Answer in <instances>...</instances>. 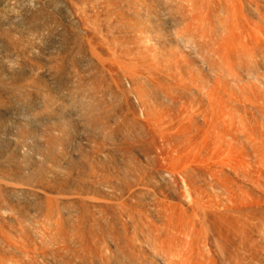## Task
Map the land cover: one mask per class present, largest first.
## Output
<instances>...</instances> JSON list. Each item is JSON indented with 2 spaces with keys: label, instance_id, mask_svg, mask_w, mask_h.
<instances>
[{
  "label": "bare ground",
  "instance_id": "obj_1",
  "mask_svg": "<svg viewBox=\"0 0 264 264\" xmlns=\"http://www.w3.org/2000/svg\"><path fill=\"white\" fill-rule=\"evenodd\" d=\"M8 1H10L9 2L10 4L8 3ZM79 1L81 3L83 1V3H85L86 7L84 5H82L83 4L82 3V4H80V6H82V7L79 6V8L76 9V11H75V7H76L75 5H77V4L79 5V3L76 4L75 0H0V27H1L0 30H2V28H4L1 25L5 19V15H7L8 7L13 6L14 8H16L15 9L16 11L14 10V13L15 12H17V14L22 13V15L24 14L25 16L31 18L30 21H32V19L35 20L36 15H39V14L41 15V13H44V14L47 13L46 14V16H47L48 13L51 12L52 13L51 16H56L54 18L58 19V22H55L54 24H57V26H58V24L61 23L60 25H61V27H63L65 29V32L68 31L67 32L68 35L66 34L68 37L65 35L64 38L67 37V39H68L69 35H70V37L74 41L73 45H75V44L78 45L77 43L82 42L81 45L80 44L78 45L79 48L77 46L78 50H75L76 46H74V48H69L71 45L67 46V44L69 45V42L67 43V41H65L67 43L66 44L64 42L66 44V45L64 44L65 50L63 49V47H61L62 49L58 48L61 51H58L56 53H54L55 51H53V53H52L53 56L55 55L56 59L59 61V62H55L54 64L53 63L50 64L52 60L48 61L49 59H52L51 57L48 58L47 56L44 55L48 59L47 60L48 64L46 65L48 67L45 66V63L47 62L46 60H45L46 62L43 64V66H45V67L41 66L43 62L39 61L38 56L42 54L44 47H42L43 50H41V52H40L38 50V46L37 47L35 46L36 42H34V43L33 42L28 43L27 42L28 44L24 46V44L23 45L22 44H16L15 42H13L11 40L12 42H9L7 44V46L10 47V51L12 52V54L13 55L15 54L14 57L18 56L24 60V56L28 55V57H31V60H32V58L36 57L38 59L37 61L42 62V63L40 65V63H38V62H37L38 64L36 63V60H34L35 62L32 63L33 61L31 62V60H29V62H28V59H26L27 62L26 61H24V62H26L27 64L28 63L30 64V65H26V66H28L26 68V71H24V72L19 71V69L21 70V68L18 67L19 68L18 69L16 67L15 70L11 72L10 76L7 77L11 81V83L7 85V87H9V91H4V90L0 91V108H2L0 111L4 110L5 109L4 107H6V105H8L7 103L5 105L7 95H8V97H10V95H12V98L14 96V98H15L14 103L16 105L19 103L18 104V106H19L20 102H21L23 104L21 106H24V103H28V102L25 101L23 103L21 101V99H20V101L17 100V99H19V97L22 96L21 94L25 93L26 90H27V93L29 92L28 94H30L31 91H34L36 89H38V90L42 89L41 90L42 96H40L41 94L38 95V93H35L38 91L37 90L33 93H34V95L37 94L38 96L35 95L36 96L35 97L33 95L32 97L33 98L35 97L36 101H40L41 98H40V100H38L37 98L42 97L44 102H46L47 105L45 104L46 106L45 105L42 106V107H44V108H42V111L44 109V112H47L49 117H46L47 113H45L46 115L44 113H42L40 115H42L43 117H46L45 120H47V123L50 121V119L48 120V118H51V121H50V125H47V123L45 125V123H44L45 126H47V127L49 126L47 130L45 128V131L43 133H38L39 130L37 132V130L34 129L35 127L32 128L29 126V123H27L28 126H24V123L27 120H29L28 119L29 117L28 118L25 117L26 116L25 111H27V110H24L25 113H23V111H22V113L24 115L20 114L22 116L20 118H23V116L26 118L25 122H23V123L21 122L24 127L21 128V130H19L20 127L18 128L19 132H17V134L19 133V135L14 138V141L12 140L13 142L5 143L4 145H2L0 147V200H1V198L3 199V200H1L0 203H3L4 205L6 204L5 208L7 207L6 209L11 211L10 213H12V212L13 213L14 212L19 213L18 211H21V214H23L22 212H25L27 210L29 212L30 211L29 209H32V208H34V210H31V211L34 212V211H36V208H37L38 210L45 209V211H47L46 215H48V213H50L49 216H54V214H55L54 211H56V214H59V212H57V210H59L61 213H63V219L62 220L67 221V219H65V218H67L66 214L63 211V208H65L66 206H69L71 208V206H75L76 204L78 205V203L81 202L79 204V207L77 205L75 206V207H77L75 209L76 210L75 214L76 215L80 214V216H81L82 215L81 214L82 209H89V207H91V209L92 208L95 209L94 204H99L96 209L99 210V208H100L102 210V213H100L101 211L99 212V215L102 216L103 211L105 210V209L103 210V208L107 207L104 204H106V205H108V203L111 204L114 202L115 198L118 199V197H119V201L117 199H116V201L120 202V200H121L120 204H118V205H121L122 208L119 209L118 207H120V206H118L117 204L115 205L114 203H113V205L111 204V206H113L115 210L113 208H109V206H108L109 210L113 209L114 211H116V209H118L117 211L120 213L118 216L116 214L117 212H115L116 215H114V216L112 213L111 218H112L113 223L116 222L115 218L116 219L119 217L123 218V216L125 215L124 216L125 218L122 220H124V222H126V223L128 222L129 225H133L131 222H133L134 219H133V215L131 213L132 211H130V209L132 210V207H130V206H132V204H133L136 207H138L140 210L139 211L138 209H136V207H133V209L135 208L134 211L137 210L136 212L138 214L136 212H135V214H137L136 217H138L137 218L138 221L139 220L141 221V222L140 221L139 222L143 224L145 231H146V235L143 233H140L141 234V235L139 234L140 236L139 235L137 236L135 233H132L135 235V237L137 236V238H138V241H137L138 243L135 244L136 247L134 246V244H132V243H134V237L132 234H130L128 232L131 236V237H129L130 242L132 240L130 238L133 237V241L131 243L127 240L128 238H127V236H125L126 234H124V235L120 234L123 237L125 236V238H123V237L121 238L122 243H125L123 241L126 240V244H125L124 252H123V256H122L125 264H264V86L255 87V86H253L254 84H252L253 81L251 80L252 83L251 82L250 83L252 85L250 84L249 86H243V87L240 86L235 93L234 92L227 93L226 89L223 88V85L226 84L224 82L227 81L229 83V81L226 80V78H224V76H223L224 71H226L225 74H227V76H229V75L233 76L234 72L239 67V66H236V68L234 67V65L237 63V61H242L245 59L247 60V58L249 60L252 57L251 56L252 52H253L252 55L257 52L255 54V57L252 58L255 61H257L256 56L259 55V52H262L260 54H263L262 56H264V0H262L263 5L260 4L261 0H250L252 3L248 2V5H252V8L250 9L251 10L250 11L251 17L249 19H246V15H245V13H247L246 9H245V13L242 12L243 9L240 10L241 11L240 15H242V13H243L245 18L242 16L240 17V15L238 14L239 11L237 10V5L239 4V0H224L226 2V3L225 2L224 3L228 6V7L226 6V8H228V9H226L227 11L223 10V12H221L223 8L225 9L224 6H221L222 9L220 12L219 11L218 12L220 14L225 12V14H223V16H221L222 14L220 15L218 13L219 15L215 16L216 18L214 16L213 17L215 19H217L219 16L224 18V15H225V18L227 17V23L225 25V23H223V21H222L221 23H223L224 24L223 25V24L218 22V21L224 20L225 18L220 20V17H219L218 18L219 20L218 19L216 20L218 25L221 24L220 27L221 26L222 27L224 26V27H223V29L218 27L220 33L219 32L217 33L218 29H216L215 27H214V29L212 27V29L214 31L217 30L216 33L212 32L213 30L209 31V32H212L213 34L214 33L217 34L218 37L220 36L219 39L221 40L218 43L216 41V46H214L215 40H213V38L210 37V40L212 38V41H213V42H210V47H208L210 49L207 48L209 41L208 42H207V40L205 41V39H207V36L204 38L203 34L206 33V30L208 32V29H206V28L209 26L211 27V25L210 24L204 25L203 27H205L204 29H206V30L203 33L204 29L202 30L200 28H197L196 24H195L196 27L193 26L194 25L193 22H195V23L199 22L198 25L202 23L201 20L195 21L196 20L195 18L198 19L202 15L200 10H199L200 15L195 14L196 11H194V14L199 16V17L194 16V14L192 16L187 11V10H189L188 9L189 7L192 8L194 1L191 2V4H192L191 6L190 5L187 6L188 5L187 2H189V0H186V1L182 0V2L179 1L181 4L178 3V4H180V6L178 4H176V5H178L177 7H179V8H177L175 5L174 6L176 8L175 9L172 6L175 4L176 0H175V2L169 0V1H171V7H172V9H171L169 7H166V5L162 4L163 2H165V4H166V1H163V0L160 1L159 0L158 1L159 4L161 3L164 7L167 8V9L164 8L166 10L165 13L169 12L167 14V17H169L168 19H172V17L177 13V15L174 16V19H177L175 17L178 16V18H179V19H177L178 22H180V25H183L182 28L185 27L186 29L185 28H184L185 30L180 29L177 25L174 27H178L180 29L178 31L184 30V32H185L184 35H186L187 32H188V34H190L189 30H190V32H192L191 30L195 29L194 32H192V33H194V35L192 36L191 35L192 33H191L189 36L190 37L192 36V38L195 39V38H198V36L200 35L201 38L200 37L199 38L202 40H200L199 38L196 40L199 41L201 44L197 42V43H195V45H199V44L203 45V42H201V41H205L204 45L207 42L205 47L204 46L203 47L200 46V47L203 49L205 48V51H206L205 54L206 53L209 54V55L206 54L207 57L209 56L208 57L209 59L204 57V58H206V61H204V58L201 56V54L204 53V50H202V53L200 54L199 53L200 49L199 50L197 49L199 47L195 46L194 47L195 49H193L192 51L193 52L197 51L196 52L197 55L199 53L200 57L203 58L202 59L199 57L200 59H202L201 61L203 63H201V64L203 67H202V69L198 68L199 69L198 70L199 71L198 78L197 79L191 78V79L186 80L184 77L182 79L181 73L180 74L178 73V84H176L175 87H171V88H169V84H171V83L175 84V82L177 81L176 79H173V80H175V82L173 80H171L172 75L169 76L171 78H165V76L163 75V72L161 73L165 79H169V81H173V82L167 81L169 83L167 85L165 83L166 80H163L164 84H161V82H163V81L162 80L159 81L157 78V72H158V70L161 72V69H159V67H157V65L159 63L157 64V62L155 60L158 58H156L157 54L154 55V53L156 51H159L160 49L153 52V57H155V59H153V61L151 59L152 63L150 62V64H147V62L145 61L146 59L145 60H143L144 58L142 59V54L140 55L138 53L139 52L138 50H140L139 49L140 46H144V49H147V51L146 50H144V51L148 53L149 47H150L149 50L155 48L156 43H158V41L157 42L155 41V38L157 37V34H159V33H160L159 35L168 39V41L172 44V47L178 49V47L180 45L178 46L177 38L178 37L179 38L184 37V35L182 37L183 31L178 33V31L175 32V31H173L175 29H172V32H174V33L173 34L169 33L171 31H168L169 29H166L167 28V27H165L166 25L159 29L158 28L159 27L158 21H156V19H159V17L156 18V16H155L157 9L154 10L155 8L152 9V5H150V6L147 5L148 2H147V4H146V2H144L146 0H142L144 3L140 2V0H138L137 1L138 4H136L137 7L133 3L134 0L133 1L131 0V3L128 2V3H130L129 5L127 4L126 0H120L123 3L126 2L127 8H129V6L132 4V8L136 7L135 9H137L138 5L141 3H143L144 5L146 4L147 6H149L148 8H150L149 10L147 9V11H146L145 8L147 6H145V8L143 9L146 11L145 16H147V18H149V19H146V21L149 20L148 25L146 26V28L143 29L144 35L146 37L145 39H146V45L147 46H145V44L140 45L141 42L137 41V39H135L136 44L134 42H132L133 45L135 44V46H133L131 44L130 48H132V50L131 49L129 50L127 48V47H129L127 45V44H129V42L128 41L126 42L127 37H129V41H131L130 39L133 35H134L133 37H135V38L137 37V36H135L137 31H136V33H133V31H132V29L137 30V29H134V24L132 22H129V24L130 23L133 24V25H130V28H128V29H131V31H132V35L130 34L131 37H130V35L127 36V34L131 33V31L125 29L129 32V33L125 34L127 37L126 36L124 37V35H123V37H124L123 38L122 35L120 34L123 39H119L120 38V35H119V38H118L119 40H117V38L115 37L116 34L118 35V33L116 32L117 31L116 29L119 26H117V28L115 26L116 29L115 28L112 29V26L110 27V25L114 26V24L116 23L115 19H118V21H119V22L117 21V24L121 23L122 21H125L124 19H126V18H124L123 15L122 16L120 15L122 18H124L123 20L120 17H119L120 19L117 17L113 18L116 16V14H123V13H121L122 11L119 13L117 12L115 14V16H113L114 14L112 15L113 16L112 18L114 21L111 18V21L113 22V24H110L111 21H107V18L111 17V15H109L108 12L111 11L110 8L113 9L114 5L107 6L108 7L107 10L103 9L105 6L101 8V6H103L101 4L104 2L107 4L109 2V0H107V1H105V0L99 1L98 0L101 3L97 2L98 3L97 5L95 3L96 0L95 1L92 0L95 3L94 6H98L97 10H95L96 7H93V8L91 7L93 5H90L91 8L89 7L88 3L90 2V4H92L93 3L92 1H85V0H79ZM111 1H115V0H110V3L112 4L113 2H111ZM116 1H118V0H116ZM120 1H119V3H120L121 7L118 4L117 5V6H119L118 8H122V6H123V4L121 5ZM127 1H129V0H127ZM205 1L200 0V2H201V4L199 3L200 5H198L199 1L195 2V4L196 3L197 4L194 5L193 8H195V10L199 9V8L196 9L198 6L202 8V6L204 5V3L202 5V2H205ZM77 2H78V0H77ZM152 2L157 3V1H154V0ZM177 2H178V0H177ZM245 2L246 1H244V4H245ZM167 3H168V1H167ZM172 3H173V5H172ZM184 3H186L187 5L184 6L185 5ZM208 3H209V0H208ZM240 3H243V0ZM54 4L56 6H54ZM99 4L101 6H99ZM114 4H115V2H114ZM116 4H117V2H116ZM133 4H134V6H133ZM159 4H157V5L159 6ZM161 4H160V8H162ZM141 5H139L140 10H142L141 8H143L142 7L143 5L142 6ZM240 5H242V4H240ZM117 6L115 7L116 9H118ZM242 6H240V9L242 8ZM87 7L89 9H93L95 11L93 12V10H92L91 11L92 13H90V11L88 10ZM107 7H105V8H107ZM155 7H157V6H155ZM14 8H11V9L13 10ZM98 8H101V9L98 10ZM115 8H114V11L112 10L109 13L112 14V12L113 13L116 12L117 10H115ZM124 8H125V6H124ZM127 8L125 9V12L129 11V10H127ZM132 8L130 9L131 12H129V14L132 13L133 11H135L133 13L136 14L139 11L138 9L132 10ZM160 8L157 11L161 12L160 17H163L165 14H164V12L162 13V10ZM191 8H190V10H191ZM193 8H192V10H194ZM205 8L206 7H203L204 10H205ZM219 8H218V10H219ZM164 9H163V11H164ZM174 9H175V11H178V12H175ZM101 10L105 11V12L109 10L107 12V15L105 14L106 18L103 17L104 15L103 16L102 15L96 16V14H94L96 11L98 12ZM172 10L174 11L175 14L172 13L173 12ZM216 10L214 11L215 13L217 12ZM205 11H204V14H205ZM9 12H10V10H9ZM75 12L77 15L79 14L78 16H81V17H79V22H81L80 20L82 19V17H84V18L90 20V23L86 19L84 20L85 22L87 21V23H89L88 25L92 24L95 26V20H93L94 22L92 21V19L95 18L97 20L96 23L98 25L100 23L99 22L100 20L103 21V23L101 22V24L103 25V28L105 30L108 27H110L109 30L111 29L110 30L111 32H113L115 30L114 32L116 34L115 35L112 34V35L114 36L116 41H118L120 43L122 40H124V42L122 41L123 45H124V43H127L126 44L127 47L125 48V51H124L125 53L121 52V51H123V48L125 47L121 44L122 42L119 45L121 48L123 47L122 49L120 47L119 48L117 47L119 43L117 44V43H115V41H114V43L116 45L114 43L113 44L116 47L114 45H113L114 47L110 46L109 43H111V41L107 37L108 33H110V32H108V29L106 30L107 32L104 35V34H102V32H103L102 27L97 26V24H96V26L98 27V29H97L95 26V30H97L96 32L99 33L98 30H100V29L102 30V32H100L102 35L99 33V35H100V37H98V38H100V40H99L97 37H94V36H96V34L95 35L93 34L94 31H92V28H90V29H91V32L94 36L92 34H91V36H89L90 35L88 32V31H90L89 27L92 25L86 26L85 24H87V23H83L85 25V27H84L82 25V23H80L85 29L88 27L87 32L89 35L84 34V31H82L84 29L83 27L79 29L80 25L78 26V24H77L76 25L77 27L75 26L76 21H78L75 18V16L78 18V16L75 14ZM170 12L173 15H171ZM226 12L227 13L229 12V15L226 14ZM51 13H49V15ZM197 13H198V11H197ZM129 14H126V15H129ZM162 14H163V16H162ZM188 14L191 15L193 17V19H192V17L190 18V16H188ZM247 14L250 15L249 12ZM89 15H94V16L90 17ZM126 15H125V17H126ZM140 15H142L141 17L143 18L144 14H140ZM158 15H159V13L157 14V16ZM249 15H248V17H249ZM20 16H21V14H20ZM51 16H50V18H51ZM98 16H100V18L102 16L103 18L99 19ZM202 16L204 17V15H202ZM39 17L41 18L42 16H38L36 18L38 19ZM135 17H139V16L136 15ZM24 18L28 20V18H26V17H24ZM46 18H47L46 20H48V19L50 20V18L48 16ZM165 18H166V16H165ZM165 18L163 17V19H165ZM189 18L191 20H193L191 22H192V24H193L192 26L194 28L191 25L188 26L191 23ZM20 19L21 18H19V20ZM39 19H38V21H39ZM44 19L45 18L42 19L43 22H44ZM103 19H106L105 20L106 23L110 22L109 25H106V28H105V23H104ZM128 19H129V17H128ZM134 19H136V18H134ZM199 19H201V17ZM51 20L54 21L55 19L53 20L51 18ZM51 20H50V22H51ZM177 20H172V22L173 21L175 22ZM187 20H189V21L186 24ZM202 20L204 21V18ZM205 20H206V14H205ZM30 21H27L30 24L29 25L27 23L28 26H31L33 24V22H31L32 23L31 24ZM38 21H36V22H38ZM126 21H131V19L130 20L126 19ZM79 22H77V23H79ZM162 22H164V20ZM169 22H171V21H169ZM169 22H168V24L172 23V22L171 23H169ZM4 23H6V21ZM40 23L41 22H38V25ZM123 23H122L123 26L121 25L120 27L121 28L123 27V29L127 28L129 24L126 25L127 27H124L125 23L124 24ZM126 23H128V22H126ZM217 23H215V24H217ZM38 25L35 26V22H34V24L32 26L33 27L35 26L34 27L35 30L42 28L41 25H40L41 26L40 28ZM173 25H175V24L173 23ZM94 26H92V27L94 28ZM142 26H141V29H142ZM61 27L59 26L60 29H62ZM75 27L77 29V32H78V30L79 31L81 30L83 32L82 33L83 35L78 32L80 35H82L81 37L79 34H77L81 38L79 40L81 42L75 43L76 42L75 41V36H76ZM120 27H119V29H121ZM188 27H190V29ZM216 27H217V25H216ZM34 28H32V29H34ZM136 28L139 29V27H137V26H136ZM64 29H62V31ZM123 29L120 30V32L123 31ZM198 29H200V30H198ZM220 29L223 33L222 38H221L222 35H219V34H221ZM195 31H196V33L197 32L199 33L198 36L196 35ZM2 32H3V30H2ZM125 32L126 31H123V33H125ZM140 32H141V30L138 31V33H140ZM201 32L203 33L202 35H201ZM103 33H105V31ZM138 33H137V35H138ZM210 34L211 33H209L208 35L210 36ZM0 35H1V33H0ZM140 36L141 35L138 36V39L140 38ZM142 36H143V34H142ZM176 36H178V37L176 38ZM194 36H197V37H194ZM217 36L216 37L214 36V37L218 38ZM106 37H107V39H109V43H108V40L105 39ZM109 37H112V36H109ZM95 38H97V39H95ZM141 38H143V37H141ZM173 38L175 40H173ZM184 38L183 39L186 40V38H188V36L186 35V37H184ZM72 39H70V40L68 39V40L72 41ZM183 39H182V41H180L181 43H184ZM219 39H216V40H219ZM64 40H66V39H64ZM113 40L114 39L112 37V42H113ZM189 40H190V42H191V40L193 41V39L188 38L187 39L188 43H189ZM137 42H139L138 45H140V46L137 45ZM193 42H195V41H193ZM142 43H143V41H142ZM211 43H213V44H211ZM70 44H72V42ZM184 44H182V47L184 46ZM189 44L186 46L189 47ZM37 45H39V43ZM164 45H165V43H164ZM211 45H213V46H211ZM131 46H133V47L138 46V48L135 49ZM111 47H113V50L110 49ZM145 47H147V48H145ZM169 47H171V46H169ZM114 48H117V49H114ZM119 49L121 50L120 53H122V54H120L119 52L117 53V51ZM126 49H128L127 52H126ZM133 49L135 50L136 54L134 53ZM207 49L209 51H207ZM163 50H164V48H163ZM160 51H162V50H160ZM178 51H179V49H178ZM130 52H132V53H130ZM174 52H176V51H174ZM186 52H187V50H186ZM127 53L130 55L134 53L135 55L133 54L132 57L131 56L129 57V55ZM149 53H150V51H149ZM124 54H126V55L124 56ZM248 54L251 57L250 56L247 57ZM30 55H32L34 57H32ZM46 55H50V53L46 54ZM197 55L195 54V56L198 58L199 55L198 56ZM55 56L53 58H55ZM147 56H149V55H147ZM181 56H182V58L185 57L183 55H181ZM262 56H258L257 59L259 57L261 58ZM45 57H41V58L46 59ZM153 57L151 56V58H153ZM163 57H165V56H162V58ZM13 58H12V60H13ZM25 58H27V57H25ZM145 58H148V57H145ZM176 58H177V56H176ZM263 58H261V59H263ZM14 59H16V58H14ZM44 59H43V61H44ZM200 59L198 60L199 63H200ZM149 60H147V61H149ZM159 60L160 59H158L157 61L160 62ZM169 60H171V59H169ZM207 60H208V62H207ZM248 60L246 61L247 63H248ZM254 60H251V61L254 64H256L254 62ZM182 61H184V59ZM251 61H249V66H250V64H252ZM261 61L259 60L257 62H261ZM171 62H173V60ZM174 62H175V60H174ZM196 62H197V60H196ZM263 62H261V63H263ZM12 63H13V61H12ZM162 63H164V62L161 61L160 64H162ZM241 63H242L241 65H244L243 64L244 61ZM49 64H50V66H49ZM145 64H147V65H145ZM164 64H162V66ZM203 64H205V65H203ZM258 65H256V66H258ZM167 66L169 67L171 65L168 64ZM249 66H247V64H246V68ZM256 66L255 65L252 66V67H254V69L253 68H247V70L248 69L249 70L251 69L253 71L255 69L257 70ZM181 67H183V66H181ZM171 68H174V67H171ZM243 68L241 67V69H243ZM246 68H244V69H246ZM262 68L264 69V66ZM2 69H3V67H2ZM12 69H14V67ZM233 69H234V71H233ZM259 69L260 68H258L257 71H259ZM168 70H172V69H168ZM176 70H178V69H176ZM179 70L176 72H179ZM165 71H167V70H165ZM165 71H164V73L166 74L167 72H165ZM238 71H240V73L242 74V71L240 70V68ZM160 72L158 75H160ZM171 72H168V75ZM192 72H193V70H192ZM249 72L255 73L252 71H248V72H246L247 75ZM8 73H10V72H8ZM219 73L220 74L222 73V74L220 75ZM235 73L236 74H234V75H236V76L234 78L237 81V80H239L237 78V71ZM251 73H249V75ZM258 73H260V72H258ZM260 74L262 75V73H260ZM1 75H2V73H0V76ZM189 75H190V72H189ZM176 76H177V74L175 75V77ZM219 76H223L222 78H224L223 85L221 84V81H220L222 78H219ZM230 76H229V78L227 77L229 80L234 79ZM255 76H254V74H252L251 77H253L255 79ZM258 76H259V78L261 77L260 75H258ZM160 77H162V76H160ZM262 77H264V76H262ZM262 77L260 78L261 81L264 80V78L262 80ZM239 78H241V77H239ZM244 78H246V75H244ZM244 78L243 79L241 78L242 79L241 82H244ZM247 78H248L247 80H249V77H247ZM259 78H258V80H259ZM235 80H233V81H235ZM255 80H256V82L258 81L257 79H255ZM230 81H232V80H230ZM238 82L239 81H237V83ZM259 82L260 81H258V83ZM234 83L235 82H233V84ZM204 84L207 85L209 88L205 92H201V95L199 98H197V99L192 98L191 100H189L187 102L188 103L187 105L185 102H184L185 104H182V105L178 103V101H181V100H179L181 98V96H179L180 93L186 92L187 94L191 95L190 97H192L194 95L193 94L194 92L200 93V91H201L200 88H205ZM239 84H241V83L239 82ZM239 84H238V86H239ZM230 85H231L230 87L232 88V84H230ZM234 85L236 87V84H234ZM0 86H2V85H0ZM171 86H173V85H171ZM260 86H261V84H260ZM28 89H32V90L29 91ZM228 89H229V87H228ZM159 90L163 93L164 98L162 96H159V93L162 95V93ZM39 93H40V90H39ZM156 93L158 95L157 96L158 99H161L160 97H162V99H164V101L162 103L158 102L156 95H155ZM174 93L177 94V96L175 95L176 97L174 96ZM186 93H185V95H186ZM28 96H25V97L29 98ZM30 96H31V94H30ZM25 97H24V100L26 99ZM29 99H31V97ZM22 100H23V98H22ZM26 100H28V99H26ZM182 100H184V99H182ZM30 101L33 102V100H29V102ZM36 101H35V104H36ZM9 102H10V99H9ZM31 102L29 104H31ZM44 102H41V104L42 103L44 104ZM177 103L179 104V106L177 105ZM12 104H13V102H12ZM29 104H25V105L28 106ZM35 104L33 105V107L35 106ZM37 104L39 105V103H37ZM37 104H36V107L38 106ZM16 105H14V106H16ZM21 106L19 108H21ZM27 106H25V107L27 108ZM9 107L10 106L8 105V107H7L8 110H9ZM31 107H32V104H31ZM33 107H32V109H33ZM36 107H35V110H36ZM40 107L41 106H38L37 109ZM238 107L241 110V114L243 113V115L240 114L241 117L235 116V114L237 115V112H238L237 108ZM13 109H12V112L15 113V109H18V107L17 108L15 107L14 111H13ZM23 109H24V107L22 108V110ZM29 109H31L30 106H29ZM161 109L165 112L164 114H162L163 113L162 111H159ZM35 110L33 109L30 111H35ZM171 110L175 111V115H176L175 117H173L174 115L170 114ZM17 111H21V109H19ZM30 111H29V113H30ZM5 112H7V110L2 111V113H4V114H5ZM8 112L10 114V111H8ZM8 112H7V114H8ZM36 112L38 113V111L36 110L35 113L32 114L34 118L35 117L38 118V116H35ZM41 112H39V113H41ZM2 113L0 112V120H2L4 117ZM39 113H38V115H39ZM8 115H7V117H8ZM17 115L19 116V113ZM28 115L31 116L30 114H28ZM13 117L14 118L16 117V113ZM8 118H10V116ZM15 119L17 120V118H15ZM16 120H13V124ZM35 120L36 119L30 121L31 122L30 125L33 124L32 122H34ZM43 120L44 119H42V121ZM18 121H20V120L18 119ZM29 121H27V122H29ZM42 121L40 123H42ZM11 123H12V121H11ZM38 123H39V121H38ZM18 124H16V125L19 126L20 124L19 125ZM35 124L40 125L37 123H35ZM8 125H9V123H8ZM1 127H2V125H1ZM14 127H13V129H14ZM37 128H38V126H37ZM42 130H44V129L42 128ZM16 131H17V129H16ZM124 131H127L130 133L128 135L129 138L128 137L127 138L131 140V143H128L129 140H127V138H126V136H127L126 134H128V133L127 132L125 133ZM40 132H41V129H40ZM124 133L126 135L125 138L123 137ZM143 133H145V134H143ZM141 134H143V135H141ZM0 135H1V133H0ZM142 136H143V138H145V140L143 138L141 139ZM1 137L5 138V135L1 136ZM33 137H37V138L43 137L42 139L41 138L40 139L42 141H44L42 143L43 144L45 143V145L44 146L41 145L42 147H40V146L38 147V145L35 146L36 145V143H35V145L28 147L26 143L29 139H32ZM7 138H9V137H7ZM9 139L8 140L11 141V138H9ZM108 140H110V142H109L110 145L114 144V146H111L112 149H110L108 147V143H107ZM37 141H39V140L37 139ZM111 141L114 143H112ZM104 142L107 144V146L105 145ZM1 148L5 149V152H3L1 150ZM115 148H117V149L114 152L113 149H115ZM141 158L143 159L144 164L141 163L142 162ZM125 161L128 163H126ZM85 162L89 163L90 168L95 173L99 172V171H96L95 169L98 167H101L99 169H101L102 174L98 173V177H100V178H98L96 176L97 182H95V184L92 183L93 185L90 184V182H91V180H90V182L88 184H90L91 187L85 188L87 192H84L85 195L91 194L94 197H96V199L95 198H89L88 196L84 199V196H82V195H84V194H82V192H83L82 187H84V186L81 187L79 185V183L82 185L83 183H81V182L84 179H82V180L80 179L81 181L76 179V181H79V182H75V178L80 174L79 172L84 168ZM125 163L128 164V167L124 166ZM88 171H90V170H88ZM91 173H92V171L88 174L90 175ZM88 174H85V175L88 176ZM99 174H101L103 177L99 176ZM80 176H78L77 178L79 179ZM92 176H95L94 173ZM111 178H113L112 184L116 180L115 178L121 179L122 182H120V183L123 184V185L120 184V185H122V188H123V191L121 190L122 194L119 193V194H121V196L118 195V197H114V196H117V194H115L113 192V190L117 189V191H118L119 182L117 181L118 183H115L116 182L115 181L114 183L118 184V186H116L118 188H116V187L113 188L111 186ZM99 179H101V180L99 181ZM50 181H51L52 185L48 186V185H50V183L47 184V182H50ZM84 185L86 186V183ZM77 192H81V194H79ZM80 195L83 198H81ZM103 202H106V203H103ZM100 203H102V205H104V207L103 206L101 207ZM80 205H82V206H80ZM0 207L5 209L4 206H0ZM69 207H67L65 210L67 211V209ZM80 207H83V208H81V212L77 214V212H79L77 209H80ZM84 207H86V208H84ZM123 207L125 210H122ZM72 208H71V211H74V210H72ZM108 208L106 209V211L108 210ZM91 209H89V210L91 211ZM89 210H86V211H88L90 214H92V212H90ZM121 210L124 211V214L122 213L123 216L121 215ZM45 211L43 210L41 212L45 213ZM114 211H112V212H114ZM0 212H2L1 209H0ZM5 212H7V211H5ZM5 212H3L4 214L3 213L2 214L6 215ZM32 212H29V213H32ZM88 212H86V213L89 214ZM51 213H53V215H51ZM93 213H94V211H93ZM25 214H26V217L30 215V214L28 215V213L25 212L23 214V216ZM35 214H37V212ZM95 214H97V212H95ZM95 214H93V215L95 216ZM133 214H134V212H133ZM135 214H134V217H135ZM67 215H68V213H67ZM93 215H92V217H93ZM108 215L109 214H107L106 216H108ZM8 216H11V218L8 217V219H7V217H6L7 221L9 219L12 220L13 215L10 214ZM14 216H13V220L15 219ZM18 216H19V214L18 215L16 214V217H18ZM23 216L18 217V218H20L18 220H21L22 218H26L25 216L24 217ZM41 216H42V214H41ZM45 216L42 217L43 222H44V220L47 222L46 217H48V216H46V217ZM82 216L84 217V215H82ZM115 216H117V217H115ZM36 217H37V215H36ZM39 217H40V215H39ZM58 217H59V215H58ZM60 217L62 218V216H60ZM83 217H82V221L79 217V219H80L79 221H74V223L70 222L72 224L71 227L73 228V226H75L73 224H75V222L77 223L80 221L82 222V223L80 222V224L81 225L83 224V226H80V224H78V223L77 224L79 226L78 225L77 226L79 228L82 227L83 230H84V227H86V226L89 228L92 227V229H93L94 227L91 226L92 224L93 225L96 224L97 227H100V225H99L100 223L98 224L99 226L96 223V220L99 221L98 218H96V220H94L95 222L90 221L91 225L88 226V224H90V223H88V224H84V223H85V221L89 222V219L85 220V217L84 218ZM1 218L3 219V216H1L0 219ZM49 218L55 219L56 215L54 217H49ZM49 218H48V220H51ZM71 218L69 219V221L71 220ZM107 219H108V217H107ZM5 220H4V223L7 222V221L5 222ZM22 220H24V219H22ZM62 220H61V222H62ZM101 220H102V218H101ZM120 220H119V223L123 222ZM9 221H8V223H10V224H11V222H14V221L9 222ZM52 221L55 222V220H51V222ZM138 221H136L137 224H139ZM51 222L48 224L51 225V231H52V228L55 229V227H52ZM99 222H101V221H99ZM102 222L105 223V220H103ZM14 223L17 224L18 221L14 222ZM62 223H64V222H62ZM126 223L123 226H125ZM2 224H3V222H2ZM18 224L21 225V223H18ZM116 224H117V222H116ZM116 224H115V226L113 224V226L116 227ZM63 225H64V227L62 225H59V227L62 226V229L64 230L66 225L65 224H63ZM1 227L2 226L0 223V228ZM48 227L49 226H47V228ZM56 227H58V224ZM97 227H96V229H97ZM41 228H42V226H41ZM82 228H80V229H82ZM1 229H0V233H2V236H3V234H4L3 232H5V231L4 230L2 231ZM14 229L15 228L13 227V230ZM73 229L75 230L76 228H73ZM92 229L90 228V230H92ZM116 229H118V227L115 228V230ZM11 230H12V228H11ZM56 230H60V229L56 228ZM74 230H72V231H74ZM141 230H142V228H141ZM51 231H49V232H51ZM78 231L76 234L77 237L72 232H71L72 233L71 235L74 234L75 236H71L70 234L68 236H71L72 239H73V237H74V239L75 238L77 239L79 236V238L80 237L81 238L80 239L78 238V240L85 242L83 237H87L86 234L79 232V234H83V236H80V235H78ZM52 232L54 233L57 231H52ZM92 232H94V231L92 230ZM133 232H135V231H133ZM57 233L59 234V231ZM114 233H116V235H117V231H114ZM125 233H126V231H125ZM5 234L7 236L10 235L9 233H5ZM58 234H57V237L59 236ZM129 234H128V236H129ZM6 235L3 236L4 237L3 241L7 240L8 242L4 241L5 244L4 245L1 244V246L3 245V248L6 247L5 246L6 244H9L10 240H13L10 238L12 236H9V239H8V237ZM94 235L92 237L93 239L95 237ZM16 236H18V235H16ZM53 236L55 237L56 235H53ZM114 236H115V234H114ZM3 237H0L1 240ZM71 237H69L68 239H70ZM17 238H19V237H17ZM88 238L89 237L86 238L88 243L89 242L91 244L95 243V241H93V239H90V241H89ZM72 239H70V240H72ZM81 239H83V240H81ZM110 239H112V240L114 239L113 241H115V243H117L118 240L120 241L119 236L117 237V239H118L117 242L115 240V237L110 238ZM15 240L16 239H14L13 242L12 241L11 242H12V244L16 243L15 248L18 247L17 248L18 250L14 248V244L11 247L9 244V246H7V247H8V249L10 247L12 250L14 248L16 250L15 255L19 256L20 255L19 254V245L20 246L23 245L24 242L17 244L18 242H21L22 240L20 241V239H19L18 242H16L17 240L16 241ZM91 240L93 243L91 242ZM95 240H97V239L95 238ZM56 241H58V240H56ZM56 241L55 242L52 241V242L56 243ZM67 241H69V240H67ZM80 241H79V243H80ZM87 241L85 243H87ZM103 241L101 240L102 245L104 244ZM2 242H0V243H2ZM61 242H65L63 240V238H62ZM88 243L85 246L91 247V245H89L90 243L89 244ZM96 243L99 244L100 242H96ZM110 243H109V245L111 247H113L111 245L112 243L111 244ZM120 243H121V241H120ZM51 244H53V243H51ZM82 245H83V243H82ZM93 245H94V247H96V244H93ZM120 245L118 246L115 244V246H117V249H120V247H121V249L123 248ZM122 245H124V244H122ZM104 246L106 247V245H104ZM7 247L5 248V250L7 249ZM23 247L26 248V245ZM74 247H76V246H74ZM111 247L110 248L108 247L109 250H111ZM87 248H88L87 250H90L89 247H87ZM95 249L96 248H94L93 250H95ZM0 250L3 251L2 248H0ZM15 250H13V251H15ZM36 250H37V252H36L37 254L35 255L34 252ZM36 250L32 251V249H29V248H26V250H25L23 248L24 252L21 250H20V252H23V253H21L22 255H25L24 253L26 251H27V253H26L27 255H28L29 251L33 252L31 254L29 253L30 254L29 258H28V256L26 257V255L24 257H26L27 259L30 260L29 263H31V261L33 262V260H34V264H36L35 261H37V258L35 260V258H32V257H39L41 255V252H42V251L39 252L40 251L39 249H36ZM45 250H46V252H44V251L43 252H44V254H47L48 253L47 249L45 248ZM93 250H90V251H93ZM106 250L109 251L108 249H106ZM120 250L118 251L119 253H121ZM2 251H1V253H2ZM17 251H18V254H17ZM55 251H57V250H55ZM80 251H81V249H80ZM82 251H83V248H82ZM4 252H6V251H4ZM43 252L41 255L42 257L45 256V255H43ZM53 252H54V250H53ZM53 252H52V254H53ZM118 252H116V253H118ZM57 253H59V250L53 255L52 258H54V256H57L56 255ZM78 253H80V252H78ZM105 253H106V251L104 252V255L107 254V253L106 254ZM116 253H114V255ZM9 254H11V252H9ZM32 254H34L35 256L33 255L30 258V256ZM86 254H88V252H86ZM110 254H111V252H110ZM102 255L103 254L101 253L100 254L101 257L98 256L96 258H98V259L100 258L101 260L103 259L104 261H106L107 259L106 258L104 259L103 257H105V256L103 255V257H102ZM114 255L112 254L111 255L112 257L111 256L109 257V254H108L107 257H108V259L110 258V260H112ZM2 256L3 255L0 256L2 258V259L0 258V264L3 263V262H1L4 259ZM17 256H16V258H18ZM41 256H40V258L43 260V258ZM46 256H49V255L47 254ZM89 257L90 256H88V258ZM40 258H39V260H40ZM6 259H7V257H6ZM48 259H50V258L47 257L45 260L47 261ZM55 259H57V257ZM100 259H99V261H97V260L96 261L100 262L102 264L105 263L103 260H102L103 262H101ZM42 260H40V261H42ZM54 260L51 259V261L53 263H54ZM80 260L84 261L86 259H80ZM113 260L117 261L115 257L113 258ZM113 260L110 262L114 263ZM10 261H11V264L12 263L14 264V262L12 260H10ZM40 261L38 262L39 264H40ZM42 262H45V261L43 260ZM52 262H50V263H52ZM57 262H58V260H57ZM110 262H109V260H107L106 264L107 263L111 264ZM59 263H60V261H59ZM59 263H57V264H59ZM88 263H89V261H88ZM119 263H120L119 261H118V263L115 262V264H119ZM47 264H48V262H47ZM85 264H86V262H85Z\"/></svg>",
  "mask_w": 264,
  "mask_h": 264
},
{
  "label": "rangeland",
  "instance_id": "obj_2",
  "mask_svg": "<svg viewBox=\"0 0 264 264\" xmlns=\"http://www.w3.org/2000/svg\"><path fill=\"white\" fill-rule=\"evenodd\" d=\"M75 1H76V4L79 3V5H78V4L75 5V6H76V7H75V11H76V9L79 8L80 4H82L83 1H82V3H81L79 0H78V2H77V0H75ZM85 1H92V0H85ZM85 1H84V2H85ZM94 1H95V0H94ZM94 1H92V2H93L92 4H90V2H89V3L87 2V3H88V5H89V7H90V5H93V6H91V7H92V8H93V7H96V9H95V8H94V9L97 10V7H98V6H94V4L96 3V5H97L98 3H101V2H99V1H101V0H99V1L96 0L95 3H94ZM105 1H107V0H105ZM119 1H120V0H118V1H116V0H115V1H111V2H113V3L111 4V3H110V0H109V2H108L109 4H108V3L106 4V3L104 2L105 4H104V3L101 4V5H103V6H101L100 4H99V6H101V8H102V7H104V6L107 7V6H110V5H114V7L112 6L113 9L110 8L111 11H112V10L114 11V8H115L118 4H119V6H120ZM132 1H133V0H132ZM137 1H138V0H134V1H133V3L135 4L136 7H137L136 4H138ZM152 1H153V0H150V1H149V0H146V1H144V2H146V4H147V2H148L147 5H149V6L152 5V9L155 8L154 10H156V9L159 10V8H160V4H161V3L159 4V2H158L159 0H154V1H157V3L155 2L156 4L153 3ZM160 1H161V0H160ZM163 1H166V4H165V2H163ZM163 1H162V2H163L162 4H163V5H166V7H169V8H171V9H172V7H174L176 4L180 3L179 1L182 2V0H178V2H177V0H176V2H175V0H171V1H174V2H175L174 5H173V3H172L173 6L171 7V1H169V0H163ZM167 1H168L169 4L167 3ZM185 1H186V0H185ZM192 1H194L192 8L194 7V5L197 4V3L195 4V2H198V1H199V2H198V5L201 4L200 0H189V2H187L188 5H187L186 3H184V4H185L184 6H186V5H187V6H189V5L191 6V5H192V4H191ZM202 1H205V0H202ZM241 1H242V0H239V4L237 5V10L239 11L238 14L240 15V13H241L240 10H242V9H243L242 12L245 13V9H246V12H247V13H248V12L250 13V15L247 14V13H245V15H246V19H249V18L251 17V12H250L251 10H250V9L252 8V5H248V2H250V3H252V2H251L250 0H248V1H247V0H243V3H240ZM244 1H246V2H245V4L247 3L246 5L244 4ZM9 2H10V1H8V3H9ZM97 2H98V3H97ZM114 2H115V4H116V2H117V4L115 5ZM120 2H121V1H120ZM124 2H125V1H124ZM126 2H127V4L129 5V4L131 3V0H129V1L126 0ZM126 2H125V3L121 2V5L123 4L122 8H118L119 6H117L118 9L115 8V10H117V11L114 12V13L112 12V14L109 13V12H111V11H109V10H108L109 12H108V11H106V12H105V11H102L103 9H106V10H107L108 7H107V8L104 7V8L101 10L104 14H103L101 11H98V12L96 11V12L94 13V14H96V16H97V15H102V16L104 15L103 17L106 18V15H107V12H108V14L111 15V17H109L110 19L107 18V21H111V18H112L113 16H115V14H116L117 12L119 13V12L122 11L121 13H123V14H116V16L113 17V18H116V17L119 18V17H120L122 20H123L124 18H126L127 20H130V19H131V21H126V19H124V20H125L126 22H128V23H126L125 21H122V22L120 21L121 23H118V24H117L118 19H115L116 23L114 22V23H115L114 26H113V25H110V27L112 26V29L115 28V26H116V28H117V26L120 27V26L122 25L123 22L125 23V24L123 23V24H124V27H127L126 25H128L129 22H132V23L134 24V29H137V30H133V29H132L133 33H136V31H137V33H138V31L141 30V32L138 33V35H137V33L135 34V36H137V37L135 38V37H133L134 35L131 37V35H132V31H131V29H128V28H130V25H133V24H131V23L128 25L127 28H124V29H123V27H122V28L120 27L121 29H119V27H118L117 29L115 28V29L117 30L116 32L118 33V35L114 32L115 30H114L113 32H111V31H110L111 29L109 30L110 27H108L107 29H108V32H110V33H108L107 37L110 39V41H111L112 44L109 43V39H107V37H106L105 39L108 40V43L110 44V46H113L115 43H117V44L119 43L118 41H116V39L114 38L113 35L116 34L118 37H117L116 35H115V37L117 38V40H119V39H123V38L126 36L125 34L129 33L127 30H130V31H131V33L127 34V36H129V35L131 34V35H130V37H131L130 40H131V41H129V37L126 36L127 39H128V40H127V39L125 38V39H126V42L128 41L129 44L124 43V45H123L124 40H122L123 42L120 40V41L122 42V43H121V42H120V43H121L123 46H125V47H124V48L122 47V48H123V51H121V50L119 49V50L117 51V53H118V52L120 53V51L123 52V53H125L124 51H125V48L127 47V45L129 46V47H127V48H128L129 50H130V49L132 50V48H130V45H131V44L133 45L132 42H134V43L136 42L135 39H137V41H140L141 43H142V41H143V43H142V44L140 43V45L145 44V46H147V45H146V39H145L146 37H145V35H144L143 29L146 28V26L148 25V21H149V20L146 21V19H149V18H147V16H145V15H146L145 12L147 11V9L149 10L150 8H148L149 6H147L146 4L144 5V4H143L144 2H143L142 0H140V2H143V3H141L143 6H142L141 4H139V5H141V6L143 7V8H141V9L143 10V9L145 8V6H147V7L145 8L146 11L143 10V11H144V12H143L142 10H140V9H139V5H138V8H137V9H138L139 11H138V12L136 11V12H137L136 14H134L133 12H135V11H133L132 13H133L134 15H133L132 13H130V14H131V15H130L129 12H131L130 9L132 8V4L129 6V8H127V6H126V5H127ZM128 2H130V3H128ZM217 2H218V3H217ZM224 2H225L224 0H220V1H219V0H209V3H208V0H206L205 2H202V5H203V3H204V5L202 6V8L199 7V6L197 5L198 7H197L196 9L199 8L198 10H195V8H193L194 10H192L191 7H189V8L187 7L189 10L186 9V10L188 11V13H190L192 16H193V14H194V11H196L195 14H199V15H200L199 10H200V12L202 13V15H204V17L201 15V16H200L201 19H199L200 17L194 14V16L199 17L198 19L195 18L196 20H195V19H194V20H195V21H197V20L200 21V20H201L202 23L198 25L199 22H198V23H197V22H196V23L193 22V24H194V25H193L192 22H191V21H193V20L190 19L192 16L188 14V16H190L189 20H190V22H191L188 26H190V25L192 26V25H193L194 27H196V25H197V28H200V29L203 30V29L205 28V27H203L204 25H206V24H207V25H209V24L211 25V27L209 26V27L206 28V29H208V32H207L206 29L203 30V33H204L205 30H206V33L203 34V33L201 32V35L203 34V37H204V38L207 36V39H205V41H206V40H207V42L209 41L207 48L210 47V42H213V41H212V38H213V40H215V42H214L215 45H214V46H216V41H217V43L221 41V40L219 39L220 36L218 37L217 34H215L217 30L214 31L213 29H214V27H215L216 29H218V27H220L221 24L225 23V25H226V23H227V17L225 18V15H224V18H225V19L221 17V16H223V14H225V12H224V13H221L222 15L219 13V12L221 11V9H222L221 6H224V7H225V9L223 8L221 12H223V10L228 9V8H226V6H227V5L225 4L226 2H225V3H224ZM149 3H150V4H149ZM199 3H200V4H199ZM9 4H10V3H9ZM124 4H125V5H124ZM134 4H133V6H134ZM157 4H159V6H158ZM162 4H161V7H162V8H160V9L162 10V13L164 12L165 15L163 16V14H162V16H163L164 18H165V16H166V18H165L166 20L163 19V17H160V16H161V12H159V11L156 10V14H155V16H156V18L159 17V19H156L155 17H154V18L156 19V21H158V25H159L158 28L160 29V28H162V27H164V26L166 25V26H165V27H167L166 29H169L168 31H171V32H169V33H172V34L174 33V32H172V29H175V30H173V31H175V32L178 31V30H180V29H184L185 27L182 28L183 25H180V22H178V20H177V19H179L178 16L175 17V18H177V19H174V16L177 15V13H176V14L174 13V11H175L176 8L174 7V8H175L174 11H173V10H172L173 12L171 11V12H172L173 14H175V15L172 17L171 15H173V14H171V12H170V14H171L170 16L172 17V19H168L169 17H167V14H168L169 12H166V13H165V11H166L165 9H167V8L164 7ZM167 4H168L169 6H168ZM180 4H181V3H180ZM180 4H178V5L180 6ZM240 4H242L243 6L240 5ZM260 4H262V0H261ZM82 5L85 6V3H83ZM86 5H87V4H86ZM88 5H87V6H88ZM178 5H176V7H177ZM262 5H263V4H262ZM54 6H56V5L54 4ZM77 6H78V7H77ZM84 6H83V7H84ZM124 6H125V8H124ZM141 6H140V7H141ZM155 6H157V7H155ZM240 6H242L241 9H240ZM80 7H82V6H80ZM85 7H86V6H85ZM91 7H90V8H91ZM120 7H121V6H120ZM130 7H131V8H130ZM136 7H135V8H136ZM203 7H206V8H205L206 11L203 9ZM219 7H220V8H219ZM227 7H228V6H227ZM243 7H244V8H243ZM11 8H14V7H13V6H12V7H10V6L8 7L7 15H5V19H4V21L2 22V25H1V26L4 27V28H2L3 32H2V30H0V33H1V35H0V69H1V70H0V73H2V75H3V76H2V75L0 76V85H2V86H0V91H1V90L9 91V87H7V85L10 84L11 81H10V79H8L7 77L10 76L11 72L14 71L16 67H17V68H18V67L21 68V70L18 68L19 71H22V72L26 71V68L28 67V66H26V65H30L29 63H28V64L26 63V62H27L26 59H28V62H29V60H31V57H28V55H27V56H24V60H23L21 57H18V56H17L18 58H17V57H14L15 54L13 55L12 52L10 51V47L7 46V44H8L9 42H12V41H13V42H15L16 44H22V45L24 44V46L27 45L29 42H33V43L36 42V43H35V46H36V47L38 46V50H39L40 52H41V50L44 49V50H43L44 52L42 51V54H41L42 56H41V55L38 56L39 61H42L43 63L37 61L38 59H37L36 57L30 55V56L34 57V58H32L31 62L33 61L32 63H34V62H35L34 60H36V63L38 62V63H40V65H41V63H42L41 66H43V64L48 60L45 56H47L48 58H49V57L52 58V59H49V60H48V61L52 60L50 64H52V63L54 64L55 62H59V61L56 59V56H55V55H54L55 58H53L54 56H53L52 53H53V51H55L54 53H56V52H58V51H61V50H60V49H62L61 47H63V49H64L65 45H66L68 42H69V45L67 44V46H70V45H71L69 48H74V46H76V48H77V46H78L79 44L81 45L82 42L79 41V40L81 39L80 37L83 35V34H82V33H83L82 31H84V34H86V35H89V34H90L89 36H91L92 32H91V29H90V28H92V31H94L93 34H94V35L96 34V36H94L93 34H92V35H93L94 37H97V38L100 37L99 33L102 32V30H103V32L105 31V33L102 32V34H104V35H105L106 32H107V31H106L107 29L105 30V29L103 28V25L101 24V22L103 23V21L100 20V21H99L100 23L98 22V23H99V25H98V24L96 23L97 20H96L94 17H93L94 19H92V21L95 20V26H96V24H97V26H101V27H102V30H101V29H100L101 31L98 30V31H99V33H98V32H96L97 30H95V26H94V25L90 24V25L94 26V28H93L92 26L88 25V24L90 23V20H88V19L82 17L83 20L80 18V19H81V20H80L81 22H79V17H81V16H78L79 14L77 15L76 12H75V14L78 16V18L75 16V18L78 20V21H76L75 26H76L77 24H78V26L80 25V27H79V29H80V28H82L83 26L85 27V25H86V26L88 25V26H90V27H89L90 31L87 30L88 27H87L86 29L83 27L85 30H84V29H83L82 31L80 30L81 32L78 30V32H79L80 34H82V35H80V34L77 32V29H76L77 26H76V27H75V31H76L77 33L75 32V34H76V36H77L79 39L75 36V41H76L75 43H77V42H81V43H77L78 45H76V44L73 45V42H74L73 39L70 37V35H69V38H68V39H69V40L72 39V41H69V40L67 39V37H68V36H67V35H68L67 32H68V31L65 32V29H64L63 27H61V25H60L61 23H59L58 26H57V24H54L55 22H58V19H57V18H54V17H56V16H51V15H52L51 12H49V13H51V14L49 15V13H48L47 16H48L49 18H50V16H51V18H52L53 20H54V19H55V20L57 19V20H56V21H55V20L52 21L51 18H50V20H51V22H50L49 19H48L49 21L46 20V19H47V18H46V17H47V16H46L47 13H45V14H44V13H41V15L39 14V15H36V16H35V20L38 21V19L40 18V17H39V18L37 19L36 17H38V16H42V17L45 18V19H44V22H43V20H42L43 18L41 17L42 19L40 18L38 22H41V23L43 22V23H42V24L40 23V24L38 25V22H36L34 19H32V21H30L31 18L25 16L24 14L22 15V13L17 14V12H15V13L17 14V15H16V14L14 13V10H15L16 8H14L13 10H12ZM87 8H88V7H87ZM101 8H98V10L101 9ZM126 8H127V10H129V11H127L128 13L125 12V9H126ZM135 8H132V10L135 9ZM164 8H165V9H164ZM169 8H168V9H169ZM177 8H179V7H177ZM190 8H191V10H190ZM218 8H219V10H218ZM137 9H135V10H137ZM163 9H164V11H163ZM207 9H208V10H207ZM216 9H217V10H216ZM9 10H10V12H9ZM88 10L90 11V13H92L91 11H92L93 9H89V8H88ZM95 10H93V12H94ZM118 10H119V11H118ZM161 10H160V11H161ZM215 10L217 11L216 13L214 12ZM248 10H249V11H248ZM15 11H16V10H15ZM187 11H186V12H187ZM189 11H190V12H189ZM197 11H198V13H197ZM204 11H205V14H206V20H205V14H204ZM218 11H219V12H218ZM226 11H227V10H226ZM100 12H101V13H100ZM154 12H155V11H154ZM157 12L159 13L158 16H157V14H158ZM175 12H178V11H175ZM78 13H79V12H78ZM88 13H89V12H88ZM99 13H100V14H99ZM125 13H126V14H129V15H126ZM139 13H140V14H144V15H143V18L141 17L142 15H140ZM218 13L221 15V16H219V17H220V20H221V19H224V20H225V21H224V20L218 21L219 23H221V22L223 21V23H221L220 25H218V23H217V21H216L219 17H218L217 19H215V18H216L215 16L219 15ZM20 14H21V16H20ZM42 14H43V15H42ZM105 14H106V15H105ZM113 14H114V15H113ZM124 14L126 15V17H125ZM226 14L229 15V12H228V13L226 12ZM44 15H45L46 17H45ZM112 15H113V16H112ZM118 15H119V16H118ZM120 15H121V16L123 15L124 18H122ZM136 15L139 16V17H135ZM211 15H212V16H211ZM248 15H249V17H248ZM8 16H9V17H8ZM23 16L26 17V18H28V20L25 19ZM89 16L92 17V16H94V15H89ZM102 16H101V18H103ZM131 16H132V17H131ZM168 16H169V15H168ZM213 16H214L215 18H214ZM241 16L245 18V16H244L243 13H242V15H240V17H241ZM98 17H99V19H101L100 16H98ZM128 17H129V19H128ZM130 17H131V18H130ZM140 17H141V18H140ZM211 17H212V18H211ZM19 18H21V19L19 20ZM113 18H112V20H113ZM120 18H119V19H120ZM134 18H136V19H134ZM139 18H140V19H139ZM144 18H145V19H144ZM203 18H204V21H205V22L202 20ZM6 19H7V20H6ZM85 19H86L87 21H89V23H87V21L85 22V21H84ZM89 19H90V18H89ZM97 19H98V18H97ZM108 19H109V20H108ZM192 19H193V17H192ZM26 20H27V21H30V23L33 22V24H34V22H35V26L38 25L39 28L42 26V28H40V29H36V30H35V28H34L35 26L33 27V26H32V25H33L32 23H31V24H32V25H31L32 27H31V26H28L29 23H28ZM33 20H34V21H33ZM41 20H42V21H41ZM103 20H104L105 28H106V25H109L110 22H109V23H106V22H105L106 19H103ZM135 20H136V21H135ZM138 20H139V21H138ZM163 20H164V22H162ZM172 20H177V21H175V22L173 21V22H172ZM189 20L186 21V24H187V22H188ZM218 20H219V19H218ZM5 21H6V23H4ZM7 21H8V22H7ZM25 21H26V22H25ZM83 21H84V22H83ZM113 21H114V20H113ZM142 21H143V22H142ZM156 21H155V22H156ZM159 21H160V22H159ZM167 21H168V22L171 21L172 23H171V22H169V23H171L172 25H173V23H174L175 25L172 26L171 24H168ZM77 22H79V23H77ZM93 22H94V21H93ZM118 22H119V21H118ZM135 22H136V23H135ZM139 22H140V23H139ZM144 22H145V23H144ZM165 22H166V23H165ZM177 22H178L179 24H178ZM27 23H28V24H27ZM80 23H82L83 26H82ZM83 23H87V24L84 25ZM91 23H92V22H91ZM141 23H142V24H141ZM143 23H144V24H143ZM156 23H157V22H156ZM164 23H165V24H164ZM213 23H214V24L217 23V24L214 25ZM4 24H5V25H4ZM93 24H94V23H93ZM110 24H113V22L111 21ZM116 24H117V25H116ZM162 24H163V25H162ZM195 24H196V25H195ZM29 25H30V24H29ZM40 25H41V26H40ZM138 25H139V26H138ZM140 25H141V26L143 25V26H142V29H141V26H140ZM158 25H157V26H158ZM176 25H177L180 29H179L178 27H174V26H176ZM216 25H217V27H216ZM223 25H224V24H223ZM59 26H60L62 29H64V30L62 31V29H60ZM97 26H96V28L98 29ZM122 26H123V25H122ZM136 26L139 27V29L136 28ZM193 26H192V27H193ZM198 26H199V27H198ZM201 26H202L203 28H202ZM28 27H29V28H28ZM30 27H31V28H30ZM131 27H132V26H131ZM171 27H172V28H171ZM173 27H174V28H173ZM192 27H191V28H192ZM194 27H193V28H194ZM212 27H213V29H212ZM223 27H224V26H223ZM223 27L221 26L220 28L223 29ZM32 28H34V29H32ZM99 28H100V27H99ZM132 28H133V27H132ZM188 28L190 29V27H188ZM188 28H187V29H188ZM209 28H210V29H209ZM0 29H1V27H0ZM93 29H94V30H93ZM118 29H119V30H118ZM122 29H123V31H126V32H125V33H123V31L120 32V30H122ZM125 29H127V30H125ZM185 29H186V28H185ZM185 29H184V30H185ZM189 29H188V30H189ZM200 29H198V30H200ZM184 30H181V31H183V33H182V37H183V35L185 34ZM188 30H187V31H188ZM194 30H195V29H194ZM194 30L192 29L191 31L194 32ZM202 30H201V31H202ZM211 30H213L212 32H215V33L213 34L212 32H209V31H211ZM87 31L89 32V34H88ZM118 31H119L120 33H119ZM181 31H178V33L181 32ZM187 31H186V32H187ZM220 31H221V29H220ZM86 32H87V33H86ZM95 32H96V33H95ZM192 32H190V30H189V33H190V34H191ZM218 32H219V29H218L217 33H218ZM2 33H3V34H2ZM122 33H123V34H122ZM195 33H196V31H195ZM209 33H211L210 36L208 35ZM219 33H220V32H219ZM66 34H67V35H66ZM77 34H79L80 37H79V35H77ZM100 34H101V33H100ZM102 34H101V35H102ZM112 34H113V35H112ZM120 34L122 35V37H123V35H124V37L122 38ZM142 34H143V36H142ZM159 34H160V33H159ZM159 34H157V37L155 38V41H156V42L158 41V43H156L155 48H153V49H151V50H149V49H150V47H149V49H148V53H149V51H150L149 54H148L147 52L144 51V50L147 51V49H144V46H140V45H138L139 42H137V45L140 46V48H139L140 50H138V51H139L138 53H139L140 55L142 54V59H143V58H144L143 60L146 59L145 61L147 62V64H150V62L152 63L153 59H155V57H153V52H155V51L158 50V49L162 50V51H160V50H159V51H156V52L154 53V55L157 54L156 58L160 59V60H159L160 62L157 61L158 59L155 60V61L157 62V64L159 63V64L157 65V67H159V69H161V72H160L159 70H158V72H157V78H158V80H159V81H160V80H162V81H163V80H166L165 83H166V85H167V84H169L168 82H173V81L175 82V80H173V79H176V80H177V81H176L177 83L175 82V84H174V83H173V84H172V83L169 84V88H171V87H175V85L178 84V73H179V74L181 73V75H182V79H183V77H184L186 80H187V79H191V78H192V79H197L198 76H199V71H198V70H199L200 68L202 69V67H203L202 64H201V63H203V62H202L201 60H202L204 57H206L207 59H209V58H208L209 56L207 57V55H209V54H207V53H206L207 55L205 54V52H206V51H205V48H204V49L201 48V47H203V46L205 47V45H206L207 42H206L205 45H204V42H205V41H201V42H203V45H200L201 43H200L199 41L196 40V39H198L199 37L201 38L200 35L198 36L199 33H198V32L196 33V35L198 36V38H195V39H194V38H192V36L194 35V33H192V34H191L192 36L190 37V36H189L190 34H188V32H187L186 35L188 36V38L193 39V41H195V42H193L192 40H191V42H190V40H189V43H190V44H189V43L187 42V39H188V38H186V40H184V39H185L184 37H186V35H184V37H183L184 39H183V38H179L178 36H176V38L178 37V38H177V40H178V41H177L178 46L180 45V46H179L180 48L178 47V49H179V51H180V52H179L178 49L172 47V44L168 41V39L162 37V36L159 35ZM206 34H207V35H206ZM65 35L67 36L66 38H64ZM119 35H120V38H119ZM139 35H141V36H140V38L138 39V36H139ZM204 35H205V36H204ZM219 35H222L221 38L223 37V33H222V31H221V34H219ZM109 36H112V37H113V39H114L113 42H112V37H109ZM197 36H194V37H197ZM214 36H215V37L217 36L218 38H215ZM101 37H102V36H101ZM141 37H143V38H141ZM203 37H202V38H203ZM210 37H212L211 40H210ZM97 38H95V39H97ZM118 38H119V39H118ZM174 38H175V37H174ZM174 38H173V40L176 39V38H175V39H174ZM200 38H199V39H200ZM64 39H66V40H64ZM98 39L100 40V38H98ZM133 39H134L135 41H134ZM182 39H183V41H184L185 44L187 43L186 45L189 44V47L186 46L184 43H181V42H180V41H182ZM208 39H209V40H208ZM216 39H219V40H216ZM11 40H12V41H11ZM63 40H64V41H63ZM132 40H133V41H132ZM200 40H202V39H200ZM7 41H8V42H7ZM65 41H67V43H66ZM114 41H115V43H114ZM155 41H154V42H155ZM27 42H28V43H27ZM64 42H65L66 44H65ZM71 42H72V44H70ZM167 42H168V43H167ZM179 42H180V43H179ZM197 42L200 43V44H199V45H195V43H197ZM25 43H26V44H25ZM38 43H39V45H37ZM113 43H114V44H113ZM120 43H119L118 46H117L118 48L120 47V46H119ZM164 43H165V45H164ZM62 44H63V45L65 44V45L63 46ZM109 44H108V45H109ZM126 44H127V45H126ZM135 44H136V43H135ZM135 44H134L133 46H135ZM182 44H184L183 47H182ZM211 44H213V43H211ZM40 45H41V46H40ZM72 45H73V46H72ZM115 45H116V44H115ZM115 45H114V46H115ZM160 45H161V46H160ZM163 45H164V46H163ZM110 46H109V47H110ZM114 46H113V47H114ZM133 46H131V47H133ZM138 46L133 47V48L137 49ZM157 46H158V47H157ZM169 46H171V47H169ZM195 46H196V47H199V48H197V49H198V50L200 49V50H199V53H200V54L202 53V50H204V53H203L204 55L201 54V56H202L203 58L200 57L199 53H198L199 56L197 55V53H196L197 51H196V52H193V51H192L193 49H195V48H194ZM200 46H201V47H200ZM211 46H213V45H211ZM42 47H44V48L42 49ZM80 47H81V46H80ZM113 47H111L110 49L113 50ZM115 47H116V46H115ZM160 47H161V48H160ZM40 48H41V49H40ZM58 48H60V49H58ZM67 48H68V47H67ZM76 48H75V50H78L79 46H78L77 49H76ZM120 48H121V47H120ZM122 48H121V49H122ZM141 48H142V49H141ZM145 48H147V47H145ZM163 48H164V50H163ZM55 49H56V50H55ZM114 49H117V48H114ZM128 49H126V52L128 51ZM175 49H176V50H175ZM208 49H210V48H208ZM208 49H207V51H209ZM49 50H50V51H49ZM64 50H65V49H64ZM153 50H154V51H153ZM173 50L176 51V52H174ZM186 50H187V52H186ZM189 50H190V51H189ZM249 50H250V49H249ZM47 51H48V52H47ZM51 51H52V52H51ZM115 51H116V50H115ZM133 51H134V53L136 54V52H135L134 49H133ZM133 51H132V52H133ZM143 51H144V52H143ZM46 52H47V53H46ZM132 52H130V53H132ZM142 52H143V53H142ZM157 52H158V53H157ZM159 52H160V53H159ZM164 52H165V53H164ZM188 52H189V53H188ZM49 53H50V55H46V54H49ZM128 53H129V52H128ZM128 53H127V54H128ZM134 53H133V54H134ZM171 53H172V54H171ZM194 53L198 56V58H199V57L202 58V59L199 58V59H200V63H199V61H198L199 59L195 56ZM252 53H253V52H252ZM252 53H251V56H252V57L249 55L250 53L248 54L247 57L250 56V57H251L250 59H251V60H254V59H252V58L255 57V54H256L257 52H256L255 54H253V55H252ZM260 53H262V52H259V55L256 56V60H257V61H259V60L261 61V60H262L261 62H263V61H264V60H263V59H264V58H263L264 56H262L263 54H260ZM11 54H12V55H11ZM120 54H122V53H120ZM133 54H131V55L128 54V55H129V57H130V56L132 57ZM135 54H134V55H135ZM159 54H160V55H159ZM165 54H166V55H165ZM173 54H174V55H173ZM192 54H193V55H192ZM44 55H45V56H44ZM125 55H126V54H124V56H125ZM145 55H146V56H145ZM147 55H149V56H147ZM181 55H183V56H185V57L182 58ZM205 55H206V56H205ZM40 56H41V57H45L46 59L43 58V59H44V61H43V59H42ZM151 56H152L153 58H151ZM160 56H161V57H160ZM162 56H165V57L162 58ZM176 56H177V58H176ZM190 56H191V57H190ZM258 56H262L261 58H263V59H261V58L259 57L260 59L258 58V59H259V60H258V59H257ZM13 57L16 58V59H14ZM25 57H27V58H25ZM127 57H128V56H127ZM145 57H148L150 60H149L148 58H145ZM180 57H181L182 59H181ZM12 58H13V60H12ZM35 58H36V59H35ZM165 58H166V59H165ZM185 58H186V59H185ZM192 58H193V59H192ZM195 58H196V59H195ZM206 58H204V61H206ZM40 59H41V60H40ZM151 59H152V61H151ZM164 59H165V60H164ZM169 59H171V60H169ZM183 59H184V61H182ZM250 59L248 60V58H247L248 63L246 62L247 60L245 59V60H242V61H237V63L234 65L235 68H236V66H239V67L237 68V70H236V71H237V78L239 79V80H237V81H239L242 85L239 84V82L237 83V81H236L235 78H234V77L236 76V75H234V74H236V73H235L236 71L234 72L233 76H230V75H229L230 77L234 78V79H230V80H232V81L235 80V81H233V82H235L234 84H236V87H237V88L235 87V85L233 84V82L230 81V80L228 79L229 76H227V74H225L226 71L223 72V73H224L223 76H224V78H226V80L229 81V83H228L227 81L224 82V78H222L223 76H219V78H222V79L220 80V81H221V84L223 85V82L226 83L225 85H223V88L226 89V92H227V93H230V92H234V93H235V92L237 91V89H238L240 86H242V87H243V86H249V85L252 83V81H253L252 84H254L253 86H255V87H262V86H264V80H263L264 77H262V76H264V75H263V74H264V69L262 68V67L264 66V64H263L264 62L261 63V62H257V61L254 60V62L256 63V64H254ZM45 60H46V61H45ZM54 60H55V61H54ZM56 60H57V61H56ZM147 60H149V61H147ZM172 60H173V62H171ZM174 60H175V62H174ZM188 60H189V61H188ZM196 60H197L198 63L196 62ZM9 61H10V62H9ZM12 61H13V63H14V62H15V63L13 64ZM17 61H18V62H17ZM24 61H26V62H24ZM48 61L45 63V66L48 64ZM145 61H144V62H145ZM161 61L164 62V63L166 62V63H165V64L162 63V64H164V65L162 66V64H160ZM167 61H168V62H167ZM178 61H179V62H178ZM193 61H194V62H193ZM243 61H244V63H243L244 65H241V64H242L241 62H243ZM249 61H251V63H252V64H250V66H249ZM16 62H17L18 64H17ZM146 62H145V63H146ZM184 62H185V63H184ZM207 62H208V60H207ZM32 63H31V64H32ZM38 63H37V64H38ZM167 63H168L169 65H171V66L168 67V66H167V65H168ZM172 63H173V64H172ZM186 63H187V64H186ZM260 63H261V64H260ZM50 64H49V66H50ZM147 64H145V65H147ZM175 64H176V65H175ZM178 64H179V65H178ZM188 64H189V65H188ZM246 64H247V66H249V67H247V68H253V69H254V67H252V66H254V65L256 66V65L259 64V65L256 66V67H257V70H258V68H260V69H259V71H257L256 69H255L254 71L251 70V69H250V70H249V69L247 70V68H246ZM253 64H254V65H253ZM16 65H17V66H16ZM159 65H160L161 67H160ZM172 65H173V66H172ZM192 65H193V66H192ZM197 65H198V66H197ZM203 65H205V64H203ZM240 65H241V66H240ZM251 65H252V66H251ZM260 65H261V66H260ZM262 65H263V66H262ZM20 66H21V67H20ZM25 66H26V67H25ZM45 66H43V67H45ZM165 66H166V67H165ZM175 66H176V67H175ZM181 66H183V67H181ZM259 66H260V67H259ZM2 67H3V69H2ZM11 67H12V68L14 67V69H12ZM46 67H48V66H46ZM163 67H164V68H163ZM167 67H168V68H167ZM171 67H174V68H171ZM191 67H192V68H191ZM241 67H242V68L244 67V68H246V69H244V68L241 69ZM180 68H181V69H180ZM198 68H199V69H198ZM235 68H234V69H235ZM239 68H240V70L242 71V74L240 73V71H238ZM18 69H17V70H18ZM164 69L167 70V71H165ZM168 69H172V70H168ZM176 69H178V70L180 69L179 72H176V71H178V70H176ZM234 69H233V71H234ZM182 70H183V71H182ZM186 70H187V71H186ZM192 70H193V72H192ZM164 71L167 72V73L165 74ZM171 71H172V72H171ZM180 71H181V72H180ZM248 71L255 72L256 74H255V73H251V72H249V73H251V74L249 75V73H248V75H247L246 72H248ZM256 71H257V72H256ZM8 72H10V73H8ZM159 72H160V75H158ZM162 72H163V75L165 76V78H171V77H169V76L172 75L171 80H173V81H169V79H165L164 76L161 74ZM168 72H171V73H169V75H168ZM173 72H174V73H173ZM189 72H190V75H189ZM258 72L262 73V75H261L260 73H258ZM227 73H228V72H227ZM243 73H244V74H243ZM173 74H174V75H173ZM176 74H177V76L175 77ZM185 74H186V75H185ZM192 74H193V75H192ZM219 74H220V73H219ZM221 74H222V73H221ZM221 74H220V75H221ZM252 74H254V76L256 75V76H255V79H257V80H258V78H259L258 75H260V76L262 77V80H263V81H261V79H260L261 77H260L259 80H258V81H260V82H259V83H258V81L256 82V80H255L253 77H251ZM191 75H192V76H191ZM231 75H232V74H231ZM241 75H242V76H241ZM244 75H246V78H244ZM4 76H5V77H4ZM160 76H162V77H160ZM173 76H174V77H173ZM189 76H190V77H189ZM226 76H227L228 78H227ZM193 77H194V78H193ZM239 77H241L242 79L244 78V82H241L242 79L239 78ZM247 77H249V80H247V79H248ZM3 78H4V79H3ZM162 78H163V79H162ZM252 78H253V79H252ZM251 80H252V81H251ZM167 81H168V82H167ZM245 81H246V82H245ZM250 82H251V83H250ZM243 83H244V84H243ZM256 83H257L258 85H257ZM161 84H164V81L161 82ZM230 84H232V88L230 87V86H231ZM238 84H239V86H238ZM252 84H251V85H252ZM260 84H261V86H260ZM171 85H173V86H171ZM204 86H205V88H200V90H201L200 93H199V92H198V93H196V92L193 93V94L195 95V96L193 95L194 97H193V96L190 97L191 95L187 94L186 92H185L186 95H185V93H180V95L178 94L179 96H181V98L179 99V100H181V101H178V103L181 104V105L186 103V105H187V104H188L187 102H188L189 100H191L192 98H193V99H197V98H199L200 95H201V92H205V91L209 88V87H208L207 85H205V84H204ZM228 87H229V89H228ZM227 89H228V90H227ZM232 89H233V90H232ZM235 89H236V90H235ZM28 90L30 91V90H32V89H28ZM37 90H38V89H36V90H34V91H31V92L33 93V92H35V91H37ZM39 90H40V93H39ZM39 90H38L37 92H35V93H38V95L42 93V91H41L42 89H39ZM159 91H160V90H159ZM31 92H30L31 96H30V94H28L29 92L27 93V90H26L25 93L21 94V95H22L21 97L23 98V100H24V97H25V96H28V95H29L28 97H29V98L31 97V99L25 97V98L28 99V100L25 99V100L23 101L22 98L19 97V96H18L19 99H17L18 97L16 98V99L19 100V101H20V99H21V101H22L23 103H24L25 101L28 102V103H24V106H21V105H23L21 102H20V105H19V106H18L19 103L16 105V104L14 103V100H15L14 96H13V98H12V95H10L11 98L8 97V95L6 96V102H5V105H6V103H7L10 107H9V110H8V108H7L8 105H6V107H4L5 109L3 108L4 110H2V111H5V110H7V112L10 111V114H9V112H8L9 115L7 114V112H5V114H4V113H2V111H0V112L3 114V116H4L3 119L0 120V131H1V132H0V133H1V135H0V141H1V142H0V147H1L2 145H4L5 143L13 142V141H14V138L17 137V136L19 135V133L17 134V132H19V130H21V128H23L24 126H28L27 123H29V126H30V127H32V128L35 127L34 129H36L37 132H38V130H39L38 133H43V132L45 131V128H46V130L48 129L49 126H48V127L45 126L46 123H47V120H45V119H46V117H49V115H48L47 112H44V109H43V111H42V108H44V107H42V106H44V105L46 104V102H44V100L42 99V97H39V98H37V99L40 100V98H41L42 101H41V100H40V101H41V102H44V104H43V103L41 104L40 101H36V100H35V99H36L35 97L38 96V95L35 94V95H36V96H35L34 93L32 94ZM160 92H161V91H160ZM7 93H8V92H7ZM161 93H162V92H161ZM181 94H182V95H181ZM5 95H6V94H5ZM24 95H25V96H24ZM33 95L35 96L34 98L32 97ZM155 95H156V98H157V96H158L157 93H156ZM175 95L177 96L176 93H174V96H175ZM23 96H24V97H23ZM40 96H42V94H41ZM159 96H162V97H163V93H162V95L159 93ZM176 96H175V97H176ZM162 97H160V98L162 99ZM184 97H185V98H184ZM32 98H33V99H32ZM163 98H164V97H163ZM9 99H10V102H9ZM11 99H12L13 101H12ZM161 99H158V98H157V100H158L159 103H162V102L164 101V99H162V100H161ZM182 99H184V100H182ZM7 100H8V101H7ZM29 100H33V102L30 101L31 104H32V107H33V105L35 104V101H36V104L39 103V105L37 104L38 106H41L40 108H38L39 110L41 109L40 111L37 109L38 106L36 107V104H35V106L33 107L34 110H35V107H36V110L38 111V113L42 111L41 113H39V115H38L37 112H36V115L34 114L35 116H38V118H37V117H35V118L33 117L32 114L35 113L36 110H35V111H30V110H33V109H32V107H31V104H29V103H30ZM159 100H160V101H159ZM11 101H12L13 104L16 105V106H14V105L12 104ZM8 102H9L11 105H10ZM181 102H182V103H181ZM184 102H185V103H184ZM33 103H34V104H33ZM178 103H177V105L179 106ZM25 104H29V105L27 106V105H25ZM40 104H41V105H40ZM5 105H4V106H5ZM46 105H47V104H46ZM46 105H45V106H46ZM20 106H21V108H19ZM25 106H27V108H26ZM29 106H30L31 109H29ZM11 107H12V108H11ZM15 107H16V108L18 107V109H15ZM23 107H24V109L22 110ZM13 108L15 109V113H16V117H15V118H17V120L13 117V116L15 115V113L12 112V109H13ZM1 109H2V108H0V110H1ZM14 109H13V111H14ZM19 109H21V111H17V110H19ZM24 110H27V111H28V112L25 111L27 114L24 112ZM22 111H23V113H25V115H26L25 117H26V118L29 117L28 119H29V120L31 119L30 121H32V120H34V119H36L37 121L35 120L34 122H32L33 124H31V125H30L31 122H30L29 120H27V121H29V122H27V121L25 122V119H26V118H25L24 116H23V118H20V117H22L21 115H24V114L22 113ZM29 111H30V113H29ZM159 111H162V112H163L162 114L165 113L162 109L159 110ZM237 111H238V112H237V115L235 114V116H239V117H241V115H243V113L241 114V110L239 109V107L237 108ZM239 111H240V112H239ZM20 112H21V113H20ZM13 113H14V114H13ZM18 113H19V116L17 115ZM42 113H44V114L47 113V116H46V117H43L42 115H40V114H42ZM12 114H13V115H12ZM20 114H21V115H20ZM28 114H30L32 117L29 116ZM44 114H43V115H44ZM170 114L174 115L173 117L176 116L174 110H173V111L171 110ZM240 114H241V115H240ZM7 115H8V117L10 116V118H8ZM45 115H46V114H45ZM11 116H12L13 118H12ZM30 117H31V118H30ZM40 117H41L42 119H44V120H43L44 122L42 121V119H41ZM32 118H33V119H32ZM18 119H19L20 121H18ZM21 119H22V120H21ZM23 119H24V120H23ZM49 119H50V121H51V118H48V120H49ZM13 120H16V121L14 122V124H13ZM11 121H12V123H11ZM38 121H39V123H38ZM41 121H42V123H40ZM45 121H46V122H45ZM50 121L47 123V125H50ZM2 122H3V123H2ZM19 122H20V123H19ZM21 122H22V123L25 122V123H24V126H23V124H22ZM8 123H9V125H8ZM15 123H16V124L19 123L20 125L18 124L19 126H17ZM35 123L40 124V125H36ZM44 123H45V125H44ZM25 124H26V125H25ZM41 124H42L43 126H42ZM1 125H2V127H1ZM3 125H4V126H3ZM12 125H13V126H12ZM35 125H36V126H35ZM7 126H8V127H7ZM9 126H10V127H9ZM11 126H12V127H11ZM14 126H15V127H14ZM37 126H38L39 129L37 128ZM39 126H40V127H39ZM13 127H14V129H13ZM19 127H20V128H19ZM41 127H42L44 130H42ZM2 128H3V129H2ZM9 128H10L11 130H10ZM18 128H19V130H18ZM16 129H17V131H16ZM40 129H41V132H40ZM14 130H15V131H14ZM11 131H12V132H11ZM15 132H16V133H15ZM124 132L126 133L127 131H124ZM3 133H4V134H3ZM8 133H9V134H8ZM125 133H124V136H123V137L125 138V136L127 135L126 138H127V137L129 138L128 135H129L130 133L127 132L128 134H126V135H125ZM143 134H145V133H143ZM143 134H141V135H143ZM4 135H5V138H4V137H1V136H4ZM11 135H12V136H11ZM141 135H140V136H141ZM145 136H146V135H145ZM145 136H144V137H145ZM7 137L11 138V141H9L10 139L7 138ZM131 137H132V136H131ZM36 138H37V137H33L32 139H29V140L27 141V143H26L27 146H28V147H29V146H33V145H35V143H36L35 146L38 145V147H39V146L42 147V146L45 145V143H44V144L42 143V142H44V141L41 140L43 137H40L41 139H40V138H37L39 141H37ZM128 138H127V140L130 141V142L128 141V143H131V140L128 139ZM142 138H143V136L141 137V139H142ZM8 139H9V140H8ZM35 139H36V140H35ZM143 139L145 140V138H143ZM12 140H13V141H12ZM30 140H31V141H30ZM40 140H41V141H40ZM124 140H125V139H124ZM34 141H35V142H34ZM28 142H29V143H28ZM105 142H106V141H105ZM105 142H104V143H105ZM109 142H110V140H108V142H107V143H108V147H109L110 149H112L111 146H114V144H113V145H112V144L110 145ZM111 142H112V141H111ZM30 143H31V144H30ZM39 143H40V144H39ZM112 143H114V142H112ZM26 144H25V145H26ZM41 145H42V146H41ZM105 145L107 146L106 143H105ZM109 145H110V146H109ZM108 147H107V148H108ZM2 148H3V147H2ZM2 148H1V150H2L3 152H5V149H2ZM113 148H114V147H113ZM116 149H117V148L113 149V151L115 152ZM2 151H1V152H2ZM111 151H112V150H111ZM117 151H118V150H117ZM116 154H117V153H116ZM141 161H142L141 163L144 164V161H143L142 158H141ZM125 162H126V161H125ZM86 163H87V164H86ZM126 163H128V162H126ZM126 163L124 164V166L128 167V164H126ZM86 165H87V166H86ZM122 166H123V165H122ZM124 166H123V167H124ZM99 168H101V167H98V168L95 169L96 171H99V172H96V173H95V172H93V170L90 168L89 163H88V162H85V163H84V168L79 172L80 174L78 173L79 175L77 174L78 176L81 175V176L79 177V179L77 178L78 176L76 175L77 177L75 178V182H79V181H76V179H77V180H80V179L82 180V179H84V180H82V182H81V183H83L82 185L79 183V185H80L81 187L84 186V187H82V190H83L82 194H84V195H82V196H84V199H85L87 196H88L89 198H95V199H96V197H94V196L91 195V194H86V195H85L84 192H87L85 188H90L91 185H93L92 183L95 184V182H97V178H96V176L98 177V173H101V169H99ZM88 170H90V171H88ZM95 170H94V171H95ZM126 170H127V169H126ZM91 171H92L91 174L93 175V173H94L95 176H92L91 174H90V175H91V176H90V175L88 174V173H90ZM83 174H84V175H85V174H88V176H87V175L84 176ZM96 174H97V175H96ZM101 174H102V173H101ZM101 174H99V176L103 177ZM95 178H96V179H95ZM98 178H100V177H98ZM115 179H116V180H115L116 182H115V181H114V182H115V183H118V182H119V186H118V184H115L114 182H113L114 185L112 184V180H113V178H111V186H112L113 188H115L116 186L119 187L120 190H119V189H118V191H117V189H114V190H113V192H114L115 194H117V196H114V197H118V195L121 196V194H122L121 190L123 191V188H122V185H123V184L120 183V182H122L121 179H119V178H115ZM81 180H80V181H81ZM90 180H91V182H90ZM100 180H101V179H99V181H100ZM47 181H48V180H47ZM83 181H84V182H83ZM99 181H98V182H99ZM117 181H118V182H117ZM89 182H90L91 185L88 184ZM49 183H50V185H48V186H51V185H52L51 181H50V182H47V184H49ZM85 183H86V186L84 185ZM120 184H122V185H120ZM118 187H116V188H118ZM213 187H214V186H213ZM115 190H116L118 193H117ZM77 193L81 194V192H77ZM119 193H121V194H119ZM115 194H114V195H115ZM82 196L80 195L81 198H83ZM87 199H88V198H87ZM116 199H117V198H115V200H114L113 203H114L115 205H116V204H117V205L120 204L121 200H120V202H118V201H119V197H118V199H117L118 201H116ZM1 200H3V199L1 198ZM1 200H0V202H1ZM93 200H94V199H93ZM95 201H96V200H95ZM3 202H4V201H3ZM110 202H111V201H110ZM117 202H118V203H117ZM4 203H5V202H4ZM80 203H81V202H80ZM80 203H78V205H77V204H76V205L79 207V204H80ZM103 203H106V202H103ZM113 203H111V204L113 205ZM0 204H1L0 206H4V208H5V205H6V204H5V205H4L3 203H0ZM2 204H3V205H2ZM111 204H109V203H108V205L104 204V205L107 206V207L103 208V210L105 209V210L103 211V214H102L103 217H102L101 215H99V212L101 211L100 213H102V210H101L100 208H99V210L96 209L97 206H98L99 204H94V205H95V209H94V208L91 209V207H89V209H91V211H90L89 209H82V213H81V214L84 215L85 220H88V219H89V222L85 221L84 224H88V223H90V221L93 222L94 220H96V218H98L99 221H101V222H99V221L96 220L97 225L100 223V224H99L100 227H97L96 224H95V225H93V224L91 225V223L88 224V226L91 225V226L94 227L93 229H92V227H90L94 232H92V230H90V228L87 227L86 225H85L86 227H84V230H85V231L83 230L82 227H80V228H82V229H80V228L78 227V226H79L78 224H80V222L82 221V217H83L82 215L80 216V214H78V213L81 212V208H83V207H80V209H77L79 212H77L78 215H76V214H75V213H76V210H75V209L77 208V207H75L76 205H75V206H71V208L73 207L72 210H74V211H71V208H70L69 206H66L65 208H63V211L65 212L66 217H67V218H65V219H67V221L62 220V219H63V213H61L59 210H57V212H59V214H56V211H54V212H55L54 216L56 215V218H55V219H53V218L51 219V218H49V217H54V216H49L50 213H48V215H46L47 211H45V209L38 210V209L36 208V211L32 212L31 210H34V208H32V209H29V210H30L29 212H32V213H29L28 210L25 211V212L28 213V215L30 214L29 216L26 217V214H25L24 216H25L26 218H22V219H24V220H22V219H21V220H18V219H20V218H18V217H20V216L22 217L23 214H24L25 212H22L23 214H21V211H18L19 213L14 212V213H15V214H14L13 212L10 213L11 211L7 210V209H6L7 207H6L5 209H3V208L0 207V209H1V211H2V212H0V217L3 216V219H2V218H1L2 220L0 219V223H1V226L4 228V229H3V228L1 227L2 229H1V228H0V229H1L2 231H3V230L5 231V232H3V233H4L3 236L6 235L5 233H9L10 235H9V234H8V235L13 237V238H12V237H10V238L13 239V240L16 239V240H17V241L15 240L16 242H18L19 239H20V241L22 240L21 242H18V243H17V244H19V243L24 242L23 245H21L22 247L26 245V248L32 249V251H33V250H36V249H39V250H40L39 252H41V251H42V252H43V251L46 252V250H45V248H46V249H47V252H48L47 254H48L49 256H46L47 254H44V252H43V255H45L44 257L41 256V255H42V252H41V255L39 254V255L43 258V260H44L45 262H42L43 260L40 258V256H39V257H32L34 254H35V255L37 254V253H36L37 250L34 252V254H32V255L30 256V258H31V257H32V258H35V260H36V258H37V261H35L36 264H39L38 262H39L40 260H42V261H40V264H43V263H44V264H45V263L47 264V262H48V264H55V263L57 264V263H59V261H60L59 264H83V263L85 264V262H86V264H95V263H96L97 261H99V259H100V258L98 259V258H96V257H98V256L101 257L100 254L102 253V254L104 255V252H105V251H106V253H107V254L105 253V254H106V255H104L105 257H103V255H102V257H103L104 259L106 258V259L109 260V262H110V261H112L113 258L115 257L116 260H117V261H114V260H113L114 263H113V262H112V263L110 262L111 264H115V262L118 263V261L120 262L119 264H125L124 259H123L122 256H123V252H124V247H125V244H126V240L123 241V242H125V243H122V239H121V238L123 237L122 235L126 234L125 236H127V238H128L127 240L130 242V240H129V237H131L130 234L135 233V234L138 236L140 233H143V234L146 235V231H145V228H144L143 224L140 223L141 221L139 220V221H140V222H139L138 219H137L138 217H136V215H137L138 213L136 212L137 210L134 211L135 208L133 209V207H136L135 205L132 204V206H130V207H132V210L130 209V211H132L131 213H132V215H133V219H134V221L131 222L133 225H129L128 222L126 223V222H124V220H122V219L125 218V217H124L125 215L123 216L124 211H122V210H125L124 207H123V209L121 210V215L123 216V218H120V217L117 218V219L115 218V221L117 222V224H116V222L113 223L112 218H111V217H112V216H111L112 213H113V216L116 215V214H117V216H118L120 213L117 211L118 209H116V211H114L115 209H114L113 206H111ZM121 204H122V203H121ZM100 205H101V207H102V206L104 207V205H102V203H100ZM80 206H82V205H80ZM108 206H109V208H113L114 210H113V209H112V210H109ZM110 206H111V207H110ZM118 206H120V207H118L119 209L122 208L121 205H118ZM67 207H69V208H68L67 211H66L65 209H66ZM115 207H116V206H115ZM84 208H86V207H84ZM107 208H108V210L106 211ZM116 208H117V207H116ZM136 209L139 210L138 207H136ZM4 210L7 211V212H5ZM43 210L45 211V213H44V212H41V211H43ZM61 210H62V209H61ZM86 210H89L90 212H92V214H90V213H89L88 211H86ZM38 211H39V212H38ZM93 211H94V213H93ZM112 211H114V212H112ZM139 211H140V210H139ZM3 212H5L6 215H7V214H8V215L11 214V215H13V216L15 215V216H14V218H15L14 220H13V216H12V220H10V219H9V220H10V221H14V222H17V221H18V223H21V225L18 224V223L16 224V223H14V222H11V224L8 223L9 220L7 221V219H8V217L11 218V216L3 215V214H4ZM8 212H9L10 214H9ZM36 212H37V214H35ZM73 212H74V213H73ZM86 212H88L89 214H87ZM95 212H97V214H95ZM115 212H117V213L115 214ZM133 212H134V214H135V212L137 213V214H135V217H134ZM2 213H3V214H2ZM43 213H44V214H43ZM67 213H68L69 216L67 215ZM122 213H123V214H122ZM16 214H17V215L19 214V216L16 217ZM32 214H33V215H32ZM38 214L40 215V217H39ZM41 214H42V216H41ZM70 214H71V215H70ZM93 214H95V216H94ZM107 214H109V215L106 216ZM36 215H37V217H36ZM45 215L48 216V217H46ZM51 215H53V213H51ZM58 215H59V217H58ZM92 215H93V217H92ZM98 215H99V216H98ZM121 215H120V216H121ZM24 216H23V217H24ZM43 216H45V217L47 218V219H46L47 222H46L45 220H44V222H43V218H42ZM60 216H62V218H61ZM64 216H65V215H64ZM70 216H71L72 218H71ZM117 216H115V217H117ZM6 217H7V219H6ZM28 217H29L30 219H29ZM79 217H80L81 221H80V222H77L78 224H77L76 222H75V224H73V225H75V226H73V228H76V229L74 230V229L71 227V226H72L71 223H72V222L74 223V221H79V220H80ZM84 217H83V218H84ZM104 217H105V218H104ZM107 217H108V219H107ZM48 218L51 219V220H55V222L52 221V222H53V223H52L51 220H48ZM70 218H71V220L69 221ZM86 218H87V219H86ZM101 218H102V220H101ZM103 218H104V219H103ZM5 219H6V220H5ZM39 219H40V220H39ZM44 219H45V218H44ZM118 219H119V220L121 219L120 221H123L124 223H123V222L119 223V220H118ZM4 220H5V222H6V221H7V222L4 223ZM16 220H17V221H16ZM57 220H58V221H57ZM61 220H62V222H64V223H62ZM72 220H73V221H72ZM103 220H105V223L102 222ZM113 220H114V219H113ZM135 220L138 221L139 224H137V222H136ZM10 221H9V222H10ZM37 221H38V222H37ZM56 221H57V222H56ZM68 221H69V222H68ZM125 221H126V220H125ZM2 222H3V224H2ZM39 222H40V223H39ZM45 222H46V223H45ZM50 222H51V224H52V227H55V229L52 228V231H57V232L59 231V234H58L57 232H54V233H53V232L51 231V225L48 224V223H50ZM70 222H71V223H70ZM83 222H84V221H83ZM86 222H87V223H86ZM94 222H95V221H94ZM12 223H13V224H12ZM81 223H82V222H81ZM112 223L114 224V226H115V224H116V227H114ZM122 223H123V224H122ZM125 223H126V225L123 226ZM9 224H10V225H9ZM42 224H43V225H42ZM57 224H58V227H56ZM63 224L66 225V227H65L64 230L62 229V226L64 227ZM70 224H71V225H70ZM103 224H104V225H103ZM105 224H106V225H105ZM13 225H14V226H13ZM22 225H23V226H22ZM44 225H45V226H44ZM59 225H62V226L59 227ZM77 225H78V226H77ZM99 225H98V226H99ZM102 225H103V226H102ZM41 226H42V228H41ZM47 226H49L48 228H49L50 230L47 228ZM80 226H83V224H82V225L80 224ZM13 227L15 228L14 230H13ZM96 227H97V229H96ZM117 227H118V229L115 230V228H117ZM123 227H124L125 229H124ZM11 228H12V230H11ZM56 228H57V229L59 228L60 230H56ZM122 228H123L124 230H123ZM141 228H142V230H141ZM53 229H54V230H53ZM79 229H80V230H79ZM94 229H95V230H94ZM101 229H102V230H101ZM129 229H130V230H129ZM132 229H133V230H132ZM16 230H17V231H16ZM48 230L51 231V232H49ZM62 230H63V231H62ZM72 230H74L75 232L72 231ZM78 230H79V231H78ZM82 230H83V231H82ZM96 230H97V231H96ZM100 230H101V231H100ZM12 231H13V232H12ZM77 231H78V235H80V236H83V234H86V236L89 237V238H88L89 241H90V239H93L92 237H93V235L95 234V235H94L95 237H94V239H93V241H95V243H93L92 240H91V242H92L93 244H96V247H94V245L91 244L90 242H89L90 244L88 243V241H87V239H86L87 237H83V239L85 240V242L87 241V243H88L89 245H91V247H90V246H87V247L90 248V250H93L94 248H96V249L93 250V251L87 250L88 248L85 246L87 243L78 240L79 236H78L77 239H76V238L74 239V237H73V239H74V240H73L71 236H75V235L77 234ZM90 231H91L92 233H91ZM114 231H117V235H116V233H114ZM125 231H126V233H125ZM133 231H135V232H133ZM22 232H23V233H22ZM45 232H46V233H45ZM47 232H48V233H47ZM60 232H61V233H60ZM71 232L74 233L75 235H74V234L71 235V234H72ZM79 232H80V233L82 232L83 234H79ZM102 232H103V233H102ZM121 232H122V233H121ZM128 232H129L130 234H129ZM15 233H16V234H15ZM0 234H1L0 237H3V236H2V233H0ZM49 234H50V235H49ZM51 234H52V235H51ZM57 234L59 235L58 237H57ZM69 234H70L71 236H68ZM99 234H100V235H99ZM114 234H115V236H114ZM120 234H122V235H120ZM128 234H129V236H128ZM143 234H142V235H143ZM16 235H18V236H16ZM21 235H22V236H21ZM48 235H49V236H48ZM53 235H56V236H55L56 238H55ZM132 235H133V237H134V243H132V244H134V246L136 247L135 244L138 243V242H137V241H138V238H137V236L135 237L134 234H132ZM140 235H141V234H140ZM140 235H139V236H140ZM6 236H7V235H6ZM9 236H7L8 239H9ZM44 236H45V237H44ZM47 236H48V237H47ZM102 236H103V237H102ZM118 236H119V238H120L121 243H120V241L117 239ZM125 236H124L123 238H125ZM17 237H19V238H17ZM69 237H71L70 239H72V240L68 239ZM76 237H77V235H76ZM113 237H115L116 242H117V240H118L117 243H115V241H113L114 239H113V240L110 239V238H113ZM133 237L130 238V239H132L131 242L133 241ZM145 237H146V236H145ZM145 237H144V238H145ZM5 238H6V237H5ZM21 238H22V239H21ZM53 238H54V239H53ZM62 238H63V240H64L65 242H61V241H62ZM80 238H81V237H80ZM80 238H79V239H80ZM95 238H96L97 240H95ZM3 239H4V237L2 238V240H1V238H0V242H2ZM60 239H61V240H60ZM83 239H81V240H83ZM13 240H10V242H11V241L13 242ZM40 240H41V241H40ZM51 240L54 241V242H55L56 240H58V241H56V243H54V242H52ZM59 240H60V241H59ZM67 240H69V241H67ZM101 240H102V241L104 240V241H103V242H104L103 245H102V243H101ZM110 240H111V241H110ZM4 241L6 242L7 240H4ZM4 241H3L2 243H0V248L3 249V251L0 250V256L3 255L2 257L4 258V259L1 261V262H3L2 264H11V261H10V260H12V261L14 262V264H16V263H17V264H34V260H33V262L31 261V263H29L30 260L26 258L27 256H28V258H29V255H30L31 253H33V252L29 251L30 254L28 253V255H27V254H26L27 251H26V252L24 253V254L26 255V257H24L25 255H22L21 253L24 252V251H23V248H24L25 250H26V248H25V247L22 248V247L19 245V254H20L22 257H21L20 255L17 256V255H15V254H16V253H15V252H16L15 249L18 248V247L15 248V247H16V246H15L16 243H13V244H14V248H15V249L13 248V250H15V251H13V250L10 248V247L13 245L12 242H11V243L9 242V244H10L9 249H8V247H7V246H9V244H6V245H5V246L7 247V249L5 250L6 247L3 248V245L5 244ZM15 241H14V242H15ZM76 241H77V242H76ZM79 241H80V243H79ZM105 241H106V242H105ZM109 241H110L112 244H111ZM112 241H113L116 245H118V246L121 244L120 246H122L123 248L121 249V247H120L121 250H120V249H117V246H115V244H114ZM7 242H8V241H7ZM48 242H49V243H48ZM96 242H100V243L98 244V243H96ZM131 242H130V243H131ZM51 243H53V244H51ZM82 243H83V245H82ZM109 243H110L113 247H111V246L109 245ZM118 243H119V244H118ZM1 244H3V245L1 246ZM33 244H34V245H33ZM55 244H56V245H55ZM75 244H76V245H75ZM113 244H114V245H113ZM122 244H124V245H122ZM79 245H80V246H79ZM104 245H106V247H105ZM33 246H34V247H33ZM67 246H68V247H67ZM74 246H76V247H74ZM78 246H79V247H78ZM82 246H83V247H82ZM92 246H93V247H92ZM32 247H33V248H32ZM80 247H81V248H80ZM97 247H98V248H97ZM102 247H103L104 249H103ZM108 247H109V248L111 247V250H109ZM21 248H22V249H21ZM69 248H70V249H69ZM82 248H83V251H82ZM10 249H11V250H10ZM64 249H65V250H64ZM80 249H81V251H80ZM99 249H100L101 251H100ZM106 249H108L109 251H107ZM17 250H18V249H17ZM20 250L23 251V252H20ZM27 250H28V249H27ZM53 250H54V252H53ZM55 250H57V251L59 250V253L56 254L57 256H54V258H52L53 255L57 252V251H55ZM78 250H79V251H78ZM96 250H97V251H96ZM119 250L121 251V253L118 252ZM1 251H2V253H3L4 251H6V252H4V253L2 254ZM51 251L53 252V254H52ZM85 251L88 252V254H86ZM7 252H8V253H7ZM9 252H11V254H9ZM12 252H13V253H12ZM39 252H38V253H39ZM78 252H80V253H78ZM92 252H93V253H92ZM108 252H109V253H108ZM110 252H111V254H110ZM116 252H118L119 254L116 253ZM71 253H72V254H71ZM94 253H95V254H94ZM114 253H116V254L114 255ZM6 254H7V255H6ZM17 254H18V251H17ZM50 254H51V255H50ZM81 254H82V255H81ZM85 254H86V255H85ZM92 254H93V255H92ZM108 254H109V257H110L112 254L114 255V257L112 258V260H110V258L108 259V257H107ZM9 255H10V256H9ZM35 255H34V256H35ZM116 255H117V256H116ZM16 256H17L18 258H16ZM83 256H84V257H83ZM88 256H90V257L88 258ZM92 256H93V257H92ZM6 257H7V259H6ZM45 257H46V258H47V257L50 258V259H48L49 261H48V260L46 261V260H45V259H46ZM56 257H57V259H55ZM82 257H83V258H82ZM111 257H112V256H111ZM117 257H118V258H117ZM121 257H122V258H121ZM0 258H1V257H0ZM8 258H9V259H8ZM39 258H40V260H39ZM1 259H2V258H1ZM51 259H53V260L55 259V260H54V263L51 261ZM80 259H86V260H84V261H85V262H84L83 260H80ZM97 259H98V260H97ZM57 260H58V262H57ZM93 260H94V261H93ZM96 260H97V261H96ZM102 260H103V259H102ZM102 260L100 259L101 262L104 261V260H103V261H102ZM107 260L104 261L105 263H103V264H106ZM8 261H9V262H8ZM88 261H89V263H88ZM95 261H96V262H95ZM41 262H42V263H41ZM50 262H52V263H50ZM82 262H83V263H82ZM99 263H100V262H97L96 264H99ZM12 264H13V263H12ZM100 264H102V263H100ZM107 264H109V263H107Z\"/></svg>",
  "mask_w": 264,
  "mask_h": 264
}]
</instances>
